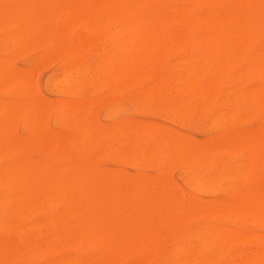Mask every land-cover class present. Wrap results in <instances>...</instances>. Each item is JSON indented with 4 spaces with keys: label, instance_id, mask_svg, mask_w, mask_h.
<instances>
[{
    "label": "rangeland",
    "instance_id": "obj_1",
    "mask_svg": "<svg viewBox=\"0 0 264 264\" xmlns=\"http://www.w3.org/2000/svg\"><path fill=\"white\" fill-rule=\"evenodd\" d=\"M11 1V2H10ZM10 1H8V0H0V4L2 3V5L4 4V6H5V3L4 2H6V3H8V4H6V6H5V9H6V11H8V13H7V17H8V15H12V18H11V16H9V19L7 18V22H8V27H6L7 26V22H6V17H5V14H6V11L4 10V12L2 11V13L0 12V14H2L3 16H4V18H3V16L2 15H0V22H1V20H2V18L3 19H5V21L4 20H2V22L0 23V30H1V32H0V40H1V42H0V59H4V61H3V64L4 65H2V66H0V70L2 71V67H3V71H4V69H5V71L3 72V73H6V70H7V68H5V65L7 64V66H8V75L9 76H7L6 74H4V76H5V80H4V77H3V75H2V77H3V79L1 78L0 79V104L2 105H0V108H2L3 110H4V108L6 107L7 109H5L6 111H3L2 109H0V113H1V115H2V112H4V114H3V116H0V123L1 124H3V125H1L0 124V134H2V135H0V170H1V179H0V183H3V185L2 184H0V200H3V201H0V206H2V207H0V219L1 220H7V218H8V220H12L13 222H15L13 225H12V229L10 230V233H9V235L10 236H8V237H0V243L2 244H0V264H23V263H26V264H60V262L61 261H63L62 263L63 264H68V263H71V264H76V263H78L77 261H79V264H88V262L91 264H159V262H161L160 264H162V262H163V264H185V262H186V264H191L192 263V261L194 260L196 263L198 262V261H203L202 263L204 264V262L206 261V259H207V263L208 264H231V263H233V264H243V263H245V264H264V253H262V252H264V250L262 251V249H264L263 247H264V242H263V237H264V217L262 216L261 217V215H263L264 213L263 212H261V210H257V212L256 211H251V213H250V211H249V213L248 212H246V211H244V212H241V216L239 215V211H236V208H234V207H236V205H245V206H247L248 205V203L247 202H249V205H252V206H254L253 204V202H257L258 203V200H259V204H255V205H259V206H264V198H262V197H264V168H263V166H264V164H263V162H264V141H262V139L264 140V80L262 81L260 78H262V79H264L263 77H262V75H261V73H260V71H258V63L260 64V61L261 60H259V59H257V55H258V53H259V50L258 49H262V50H264V0H244V1H242V0H235L236 1V3H235V1L234 0H224L223 2H222V4H220V5H218V7L217 6H215L214 7V5H212V3L211 2H209L210 3V5H209V3L208 2H206V1H208V0H188V1H179V0H176L175 2H173L171 5H170V7L168 8V6H161L160 4H157L156 6H158V9H157V7H156V9H155V7L153 6V5H150V7H147L146 9H144V10H142V12H141V14L144 16V14L146 15V12L149 10V12H150V14H151V16H152V18H154L155 20H156V22H158L159 23V18H160V21H162L163 20V18L165 17V16H163V11H164V15L166 14V25H167V23H168V28L166 29V30H163L164 32H162V29H159V30H157V32H156V30L154 31V32H151V34L149 33V36H151L150 38H151V42H149L148 43V45L150 46V48H149V46L147 45V43H143L142 45H137L136 44V49L134 48V47H131V46H129V44H127V42H126V37H128V33L127 32H122L121 30H120V28H119V25H118V23L116 24L115 23V20H113L112 18H113V16H115V9L114 8H112V6L111 5H113V7H114V0H112V4H111V0H89V2H88V0H78V3H77V0H75L76 1V3H74L75 1H73V0H71V2H70V0H68V1H66V0H17L18 2H17V4L18 5H16V0L14 1V0H10ZM13 1H14V3H13ZM25 3H23V2ZM27 1L28 2H30V3H27ZM31 1H32V3H31ZM39 1V2H38ZM50 1V2H49ZM56 1V2H55ZM98 1H100V2H98ZM103 1V2H102ZM110 1V2H109ZM141 0H131V1H129V2H127V1H125V3L126 4H128L129 3V5H131V4H133V3H138V2H140ZM196 1V2H195ZM233 1V2H232ZM240 1V2H239ZM242 1V2H241ZM246 1L247 2H251L252 3V5H253V7L252 8H255L254 10L252 9L250 12L247 10V7L245 6L246 5ZM9 2H10V4H9ZM35 2V3H34ZM45 2V3H44ZM59 2H60V6H58V4H59ZM65 2V3H64ZM105 2V3H104ZM108 2V3H107ZM181 2H182V4H181ZM192 2V3H191ZM39 3H41L40 5H39ZM51 3L53 4V9L51 8L52 6H51ZM54 3H56V5H57V8H58V11H57V8H56V5L54 4ZM73 3L74 4H76V8H74V5H73ZM80 3H81V7H80ZM87 3H88V6H87ZM89 3H90V5H89ZM100 3V4H99ZM125 3H122V4H125ZM175 3H176V5H175ZM191 3V4H190ZM204 3V4H203ZM226 3H228V4H226ZM28 4H30V6L28 5ZM31 4L32 5H34V7L36 8V11H35V8L33 9V6H31ZM36 4V5H35ZM64 4V5H63ZM67 4V5H66ZM83 4V5H82ZM92 4V5H91ZM95 4V5H94ZM105 4H107L106 6H107V8L104 6ZM110 4V5H109ZM155 4V3H154ZM179 4H180V6H179ZM193 4V5H192ZM201 4V5H200ZM244 4V5H243ZM254 4H255V7H254ZM9 5H11V6H9ZM14 5V6H13ZM16 5V6H15ZM21 5V6H20ZM23 5H24V7H26V14L24 15V8H22L23 7ZM28 5V6H27ZM48 5H50V6H48ZM72 5H73V7H72ZM200 5V6H199ZM234 5V6H233ZM40 6H42L41 8H40ZM48 6V7H47ZM61 6H64L63 8H64V11H63V8L61 7ZM77 6H79V8H77ZM86 7V9L84 10V8ZM111 6V8H110V10L108 9V7H110ZM186 6V7H185ZM204 7V11H203V7ZM209 6L211 7V9L209 8ZM244 6V7H243ZM9 7V8H8ZM15 7H17V10H16V8ZM31 7H32V9H31ZM43 7H44V9H45V7H47V9H49V12H47V10H44L43 9ZM89 7V8H88ZM96 7H99V8H96ZM128 8H129V6H127ZM154 8V9H151L150 10V8ZM175 7L176 8H179V7H182V8H184L186 11H188V13H190L191 15H194V16H196V14H197V12H199V10H200V12L201 13H198L197 14V16H200V15H202V14H204V12H205V10H206V12L205 13H207L208 12V10L210 9V10H212V8H215V9H217L218 11H220V12H223V13H225V14H227V13H232L233 14V19H234V21H233V23L230 25L231 27H235L236 25H238V24H242V22L244 23V22H246L247 21V19L249 20V21H247V22H249V23H251L252 25H251V27H252V29H254L253 31H254V33H256V36H257V34H258V36L260 35V40H259V46H251V47H248V48H243V50H242V48H238V47H230L231 48V50H230V48H225V49H223L222 51L224 52V54H227L228 55V57L226 58V59H221V58H219V57H217V56H215V55H211V57H210V55H209V49H207L206 50V48L207 47H204V46H201L200 45V43H199V41L200 40H202L201 39V36H202V38H203V36L205 37V35H207V31L204 29V28H202V27H198V28H193V29H191V30H188V29H185L179 22H177V24L175 23V20H173V18L169 15V11L168 10H174L175 9ZM0 8H2V6L0 7ZM12 8V9H11ZM15 8V9H14ZM20 8H21V10H20ZM54 8H55V11H54ZM66 8H67V10H66ZM70 8V9H69ZM73 8V9H72ZM87 8H88V10H87ZM91 8V9H90ZM104 8V9H103ZM170 8H172V9H170ZM189 8V9H188ZM200 8H202V9H200ZM220 8V9H219ZM222 8V9H221ZM4 9V8H3ZM18 9H19V11H18ZM38 9H40V12H39V10ZM79 9V10H78ZM196 9V10H195ZM246 9V10H245ZM1 10V9H0ZM16 10V12H14ZM52 10H53V12H54V14H53V16H52V14L51 13H53L52 12ZM60 10L63 12V17L61 16L62 14H61V12H60ZM70 12H69V11ZM94 10H96V11H94ZM104 10V11H103ZM113 10V11H112ZM156 10V11H155ZM9 11H10V13H9ZM11 11H12V14H11ZM42 11H44V13H42ZM66 11H68V15H69V19H68V17H66L67 16V13H66ZM92 11H94V14L92 13ZM99 11V12H98ZM100 11H101V13H100ZM108 11V12H110V13H108V14H110V15H108L106 12ZM155 11V12H154ZM236 11V12H235ZM21 12H22V14H23V16H20V15H22L21 14ZM35 12V13H34ZM41 15V16H39V14ZM64 12H65V16H64ZM80 12H81V14H80ZM105 12V13H104ZM149 12H148V14H147V17H150V14H149ZM162 12V13H161ZM5 13V14H4ZM19 13V14H18ZM32 13V17L30 16V14ZM71 13H73L72 15H71ZM86 13H87V15H86ZM92 13V14H91ZM113 13V14H112ZM235 13V14H234ZM259 13H260V16H259ZM44 14V15H43ZM74 14H77V15H74ZM101 15V16H99V18L97 17V15ZM107 14V17L109 18L110 16H112V18L110 17L109 18V22H110V19H111V21L113 20L114 22H112V23H110V25L108 26V23L106 22V15ZM236 14H237V16H238V18H239V15H240V18H239V21H240V19H241V22H238V18H237V16H236ZM33 15H34V20H32L33 19ZM36 15V16H35ZM49 15H51V16H49ZM57 15H58V17H57ZM60 15V16H59ZM80 15V16H79ZM93 15V16H92ZM149 15V16H148ZM157 15V18H155V16ZM245 15V16H244ZM249 15H251L250 17H249ZM19 16H20V19L22 20V21H20L19 20ZM25 16V19L23 20V17ZM45 16H48V17H45ZM77 16H78V18H77ZM86 17V19H85V17ZM89 16V19L87 18ZM105 16V17H104ZM161 16H163L162 18H161ZM2 17V18H1ZM18 17V18H17ZM36 17L39 19H36ZM39 17H41V18H39ZM53 17V18H52ZM54 17H55V19H54ZM62 18V21H61V19L60 18ZM74 17V20H76L75 18H77V20H76V23L73 21V27H74V25H75V28H76V30H75V28H74V30H75V32H74V30L72 31V29H70V31H69V28H72V25L70 26V24H71V22H72V18ZM101 17V18H100ZM145 17V16H144ZM169 17V18H168ZM14 18V19H13ZM27 18H30L29 19V22L27 21ZM42 18H43V20H42ZM45 18V19H44ZM48 18H49V21H48ZM64 18H65V20H64ZM71 18V19H70ZM170 18H171V21L172 22H170V21H168V19L170 20ZM237 18V19H236ZM242 18H243V20H242ZM251 18V19H250ZM257 18V19H256ZM13 21H12V20ZM91 19V21H89L88 22V20H90ZM17 21V22H19V23H22L23 22V25L22 26H20L19 27V24L17 23V22H15V21ZM19 20V21H18ZM33 21V23L35 24V26H34V24L32 23V21ZM35 20H36V22H35ZM52 20L54 21V25H53V22H52ZM67 20V21H66ZM71 22H70V21ZM85 20V21H84ZM103 20H105V22L103 21ZM37 21H38V23H39V27L41 26V22H39V21H45L44 22V24H43V22H42V24H43V26H41L40 27V29H39V27L37 26ZM48 21V22H47ZM61 23H60V22ZM69 21V24L67 23ZM235 21L237 22V24H235ZM254 21V22H253ZM26 22V23H25ZM50 22V24L52 25V26H50V24H49V26H47V24ZM58 22V23H57ZM79 22H81V25H80V23ZM82 22H83V24H82ZM92 22V23H91ZM258 22V23H257ZM30 25H29V24ZM62 23H64V26L66 27V25H65V23L67 24V25H69L68 26V29L67 28H64V26L62 25ZM85 23V24H84ZM255 23V24H254ZM5 24H6V26H5ZM27 25V27L26 26H24V25ZM60 24V25H59ZM78 25V27L79 28H77V25ZM92 24L94 25V26H92ZM15 26V29L14 28H12V26ZM83 25V26H82ZM116 25V26H115ZM261 25V26H260ZM11 26V27H10ZM30 26H32V28H34L35 30H33V32H31V27ZM45 26H47V27H45ZM81 26H82V28H81ZM88 26V27H87ZM90 26H92V30H90L91 29V27ZM106 26H108L109 27V29L106 27ZM26 27V28H25ZM37 27H38V29H37ZM48 27H49V29H48ZM59 27H60V30L61 31H59ZM94 27V28H93ZM98 27V28H97ZM114 27V28H113ZM3 28V29H2ZM5 28V29H4ZM22 28H23V30H24V28H25V32H22L23 30H22ZM27 28H29V30H30V32H29V30H27ZM50 28H52V31H54V34L56 35V33H57V35L54 37V35L52 34V39L50 38V35H51V33H53L51 30H50ZM63 28V29H62ZM83 28H84V30L87 32V33H85V31H81V30H83ZM112 28V29H111ZM178 28V29H177ZM201 28V29H200ZM44 29H45V31H44ZM55 29V30H54ZM57 29V30H56ZM87 29V30H86ZM93 29H95V31L93 30ZM106 30V32H105V30ZM117 29L119 30V32H120V34L122 33V35H120V37H119V32L118 33H116V31H117ZM172 29V30H171ZM255 29H256V31H255ZM260 29V30H259ZM21 30V31H20ZM39 30V31H38ZM43 31V33H42V31ZM48 30V31H47ZM64 30H65V32H64ZM88 30H90V31H88ZM96 30H98L97 32H98V35H97V33H96ZM103 30V33L101 34V31ZM109 30V31H108ZM113 30H115V32L113 31ZM176 30V31H175ZM55 31H57V32H55ZM67 31H68V33H67ZM79 31H81V35H78V34H80L79 33ZM260 31H262L261 33H260ZM27 32H29V34L27 33ZM47 32H48V35H47ZM50 32V33H49ZM59 32L61 33V35H59ZM64 32V35H69L68 37H67V35H66V39H61V36H63V33ZM176 32H177V34H176ZM187 32H188V34H187ZM258 32V33H257ZM11 33V34H10ZM14 33V35L12 36V34ZM30 33L32 34V35H30ZM36 33V34H35ZM37 33H39L38 34V36H37ZM41 33H42V35H41ZM93 33H94V36H93ZM95 33H96V37H95ZM100 33V34H99ZM123 33H125L124 35H123ZM26 34H28V35H26ZM75 34V35H74ZM83 34V35H82ZM113 34L116 36H113ZM36 35V36H35ZM86 35H87V37H88V35H89V37L88 38H86ZM154 35H155V37H154ZM162 35V36H161ZM174 35V36H173ZM180 35H185V36H188V37H191L195 42H197V44H198V48H196L197 47V44L195 45V44H192V45H188V47L187 46H181V49H180V46H176L175 47V45H173V43H170L169 41H173V40H175L176 38H177V36H180ZM1 36H2V39H1ZM30 36V37H29ZM44 36H48V38L49 39H47V40H45L44 38H47V37H44ZM82 36H83V39H84V41H82L83 39H82ZM109 36V37H108ZM110 36L112 37L111 39H109L110 38ZM147 36V35H146ZM153 36V37H152ZM161 36V37H160ZM172 36V37H171ZM198 36V37H197ZM257 36V40L259 39V37ZM4 37H9V40H8V38H6V39H4V41H3V38ZM14 37V38H13ZM33 37H34V39H33ZM38 37V39L36 40V38ZM59 37H60V39H59ZM101 37V38H100ZM124 37H125V39H124ZM158 37V38H157ZM159 37L160 38H165L164 40H166V42L164 43L163 41H160V39H159ZM175 37V38H174ZM199 37H200V40H199ZM11 38V39H10ZM26 38H30L31 39V41L35 44V50H34V44L30 41V39H29V42L31 43V50H29V49H27L26 50V48L24 47V45L27 43V39ZM39 38H40V40H39ZM57 40H60L59 42H57V41H55V39ZM64 38H65V36H64ZM68 38H69V43H68ZM78 38H79V40H78ZM152 38H154V39H152ZM13 39V40H12ZM53 39H54V42L52 43V41H53ZM196 39V40H195ZM14 40H16L17 42H15V45H13L14 44ZM23 40H25V41H23ZM43 40H44V42H43ZM63 40V42H65L62 46L63 47H59V49L61 48V51H62V55H60L61 53H60V51H59V49L58 48H55V46L57 45V46H61V41ZM104 41V43H103V41ZM24 43H23V42ZM37 41H38V43H39V41H40V43H42V45L40 46V44L38 45V43H37ZM45 41H47V45L48 46H45ZM79 41H80V43H79ZM81 41H82V43H81ZM92 41H93V43H92ZM97 41V42H96ZM113 41V46H115V47H113L112 46V42ZM153 41V42H152ZM155 41V42H154ZM10 42V43H9ZM21 42V44H22V46L24 47V49H23V47L22 46H20V43ZM27 43L28 45H30V43ZM85 42V43H84ZM106 42H108L107 44H105ZM110 42V43H109ZM118 42H120L119 44H118ZM124 42H125V44H126V46L124 47ZM5 43L7 44V45H5ZM36 43H37V47H36ZM60 43V44H59ZM103 43V44H102ZM117 43V44H116ZM158 43H159V45H158ZM26 44V47L27 48H30V46L28 47V45ZM52 44H54L53 45V47H54V49L52 50ZM59 44V45H58ZM74 44V45H73ZM110 44H111V46L114 48V49H112V47L110 46ZM121 44V45H120ZM146 44V45H145ZM17 45V46H16ZM70 45H71V47H70ZM72 45H73V48H72ZM78 45V46H77ZM81 45L82 46H84V49H85V51L83 50V48L81 47ZM91 45V46H90ZM109 45V46H108ZM145 45V46H144ZM156 45V46H155ZM9 46H11V51H10V53L13 51V54L11 53H9V51H7V50H9L7 47ZM16 46V47H15ZM39 46H40V48H39ZM80 46V50H79V48L77 49V47H79ZM85 46H87V49H86V47ZM102 46V47H101ZM142 46V47H141ZM148 46V48H146ZM159 46H160V48H159ZM165 46H167L166 48H165ZM173 46H174V49H173ZM191 46V47H190ZM5 47H6V53H4V50H5ZM19 47V48H18ZM20 47H22V53H23V55H20L21 54V51H19V49H20ZM89 47V48H88ZM124 47V48H123ZM130 47V48H129ZM140 47V48H139ZM168 47H171V49L169 50V48ZM3 48H4V50H3ZM37 48V49H36ZM45 48H47V49H45ZM49 48H51L50 50H49ZM65 48H66V50H65ZM68 48V49H67ZM77 49V52L78 53H76L75 54V52H73V50H76ZM101 48V49H100ZM117 48H118V50H117ZM177 48V49H176ZM182 48H183V50H182ZM203 50H202V49ZM237 48H238V50H237ZM254 48V49H253ZM256 48V49H255ZM41 49V50H40ZM63 49V50H62ZM124 49H126V51L124 50ZM127 49H130V51L129 50H127ZM146 49H147V52H146ZM154 49V50H153ZM158 49H160L161 50V52L158 50ZM180 49V50H179ZM201 49V50H200ZM228 49H229V52H228ZM16 50V51H15ZM44 50V51H43ZM55 50V51H54ZM69 50H71V53H72V55L74 56V54H75V56H74V58H73V56L71 55V53H69L70 51ZM102 50V54H100L99 55V57H98V54H97V56L95 55L96 54V52L95 51H98L99 53H100V51ZM106 50H108V52L110 53L111 52V54H108V58L109 59H107V51ZM110 50V51H109ZM114 50V51H113ZM144 50V51H143ZM166 50H168L167 52H166ZM173 50V54H172V51ZM185 50V51H184ZM189 50V51H188ZM261 50V51H262ZM15 51V52H14ZM25 52V54H24V52ZM49 51V52H48ZM59 51V52H58ZM81 51V52H80ZM120 51V52H119ZM132 51V52H131ZM134 51H140V53H137V55L134 53ZM163 51V52H162ZM164 51H165V53H164ZM206 51V52H205ZM207 51H208V54H206L207 53ZM233 51H234V54H233ZM236 51H237V54H236ZM18 52V53H17ZM52 52H54V53H52ZM93 52V53H92ZM104 52V53H103ZM119 52V53H118ZM123 52V53H122ZM129 52V53H128ZM131 52V53H130ZM143 52H144V54H145V56H144V54H143ZM152 52H154L153 54H152ZM159 52V55L157 54ZM188 52V53H187ZM241 52V53H240ZM250 52H251V54H250ZM15 53H17L18 55H16V56H14L15 55ZM20 53V54H19ZM43 53V54H42ZM57 53V54H56ZM58 53H59V56H56V55H58ZM64 53V54H63ZM69 53V54H68ZM118 53V54H117ZM141 53H142V55H141ZM150 53H151V55H150ZM174 53H175V55H174ZM198 53H199V57H198ZM219 53H222L221 52V50H219ZM243 53V54H242ZM249 53V54H248ZM256 53V54H255ZM6 54H8V56L6 55ZM47 54H50L51 56H53V57H51L50 55L48 56ZM68 54V55H67ZM92 54V55H91ZM104 54H105V56H104ZM134 54H135V57H138V59H136L137 60V62L135 63V61H132L133 59L135 60V58H134ZM177 54V55H176ZM188 54V55H187ZM195 54H196V57H195ZM236 54V55H235ZM239 54H241V57H239V59H238V55ZM43 55H47L48 56V58H45V56L43 57ZM69 56V59L67 58V56ZM70 55H71V57H70ZM125 55H128L127 56V58L130 56V55H133V56H131V59L130 58H128V61H127V58H126V56ZM203 55V56H202ZM244 55V56H243ZM249 55H251V56H249ZM95 56V57H94ZM100 56H102L101 58H102V60L100 59ZM119 56V57H118ZM140 56V57H139ZM157 56V57H156ZM170 56V57H169ZM190 56H191V58H190ZM201 56L203 57V58H201ZM240 56V55H239ZM10 57H11V59H10ZM43 57V58H42ZM58 57H59V59H58ZM115 57V58H114ZM117 57V58H116ZM122 57V58H121ZM151 57V58H150ZM155 59H154V58ZM183 57V58H182ZM185 57H186V59H185ZM187 57H189V59H187ZM213 57H214V59H213ZM235 57H237V60L235 59ZM51 58V60H52V58H55V59H53L52 61H53V63L51 62V60H49ZM65 58H67V60L65 59ZM99 58V59H98ZM104 58V59H103ZM114 58V59H113ZM160 58V60L158 61L157 59H159ZM197 58V59H196ZM205 58V60H203ZM217 58V59H216ZM245 58V59H244ZM58 59V60H57ZM65 59V63H67V65H64V70H66L67 71V73H68V75H69V71L71 70V68L73 69V67H72V65L74 64V68L75 69H73V70H71L70 72H71V74H73V75H69V79L71 78L72 80H74V78H76L75 79V81H76V83H78V88H77V85H76V88H77V90H79V93H77L78 95H77V97L75 96L76 95V92L77 91H75V95H74V93H73V95L74 96H72L71 94H70V96H68L69 95V91L70 92H72L73 91V86L72 87H68V85H65V87H64V91L66 90L67 91V89H69V91H67V94H61V93H63V91L61 90V88H63V85L62 84H59L60 83V79H61V75H64L65 74V72H64V74H61V71H62V66H61V64H63L64 62H63V60ZM82 60L83 61V63L81 64V61H78L77 62V60ZM107 59V61L105 62L104 60H106ZM121 59H125L124 60V62H126L125 63V65H124V62H120L121 61ZM148 59H149V63H148ZM179 59H182V60H179ZM192 60V63L190 62L191 60ZM196 59V61H194ZM202 59V60H201ZM207 59V60H206ZM250 59H252V61L250 60ZM7 62H6V61ZM45 60V61H44ZM76 62V64H75V62ZM95 60H98V61H95ZM100 60V61H99ZM108 60H110V62L112 61V64L111 63H108ZM116 61V62H114V61ZM131 60V61H130ZM138 60H140V61H138ZM142 60V61H141ZM156 60H157V62H159V63H157L156 62ZM212 60V61H211ZM218 60V61H217ZM219 60H220V62H219ZM240 60V61H239ZM62 61V62H61ZM94 61H95V63L97 64V67H96V64L94 63ZM102 61V62H101ZM119 61V62H118ZM145 61V62H144ZM181 61H182V64H181ZM184 61V62H183ZM188 61V62H187ZM208 61V62H207ZM223 62V64H222V62ZM234 61H235V63H234ZM5 62H6V64H5ZM100 62H101V64L102 63H104V64H107V65H109V66H106V65H104V64H102V67H103V69H102V67H101V70L99 69L100 68ZM142 62H143V65H142ZM195 62V63H194ZM198 62H199V64H198ZM218 62H219V64H218ZM227 64H226V63ZM238 62V63H237ZM241 62V63H240ZM248 62V63H247ZM250 62H251V65H250ZM257 62V63H256ZM70 64V66H68L69 64ZM115 63H117V64H115ZM132 63H133V65H132ZM146 63H148V66L146 65ZM155 63H157V65L155 64ZM204 65H203V64ZM214 63H215V65H214ZM220 63H221V65H222V68L221 69H224V73L223 74H221L222 76V78H220V81L217 83H215V84H212L211 85V88H212V86L214 85V87L212 88V91H213V93L211 94V95H209L208 97L210 98V96H211V98L209 99V102H210V107L205 111V112H202V111H199V104H200V102H202V100H204V99H202L201 100V98H205V101L207 100L208 101V98H206L207 97V95L206 96H203V97H195V96H193L192 97V95H186V94H183L182 95V93H180V95H179V91H176L174 88H178V86H179V82H178V84L175 82V80L176 79H178L177 78V76L175 77V73H176V75H178V77H180V76H182L183 74H184V71L185 72H187V70H188V68L189 69H193V67H195L196 68V66L197 65H200L201 66V69H202V71H201V69H199L200 68V66H197V69H199L198 71L200 72V74H202V75H200L199 74V83L201 84V85H203V86H207L208 84H209V81L212 79L211 77V74L214 72L213 71V69L214 70H216L217 68H219L220 66ZM232 63H233V65H232ZM253 63V64H252ZM1 64H2V62H1ZM0 64V65H1ZM10 64H12V65H10ZM51 64V65H50ZM79 64H81L82 65V67H80V65ZM94 64H95V66H94ZM115 64V65H114ZM118 64L120 65L121 64V72H124V70L123 69H125L126 70V67H127V70H128V72L125 74V72L122 74L119 70V66H118ZM129 65V67H128V65ZM141 64V65H140ZM146 65V67H145V65ZM169 64H170V66H169ZM195 64H196V66H195ZM202 64V65H201ZM218 64V65H217ZM75 65H77V66H75ZM123 65V66H122ZM135 65H136V67H135ZM158 65H159V67H158ZM177 65H178V68H177ZM231 65V66H230ZM241 66V67H239V66ZM245 65H246V67H245ZM253 65H254V68L256 67L255 65H257V67H256V70L254 69V68H252L253 67ZM91 66V67H90ZM117 66H118V68H117ZM124 66H126L125 68H124ZM134 66V67H133ZM151 66V67H150ZM190 66V67H189ZM193 66V67H192ZM203 66V67H202ZM214 66H216V68H214ZM247 66H248V68H249V70L251 69V71L249 72V70H247L246 71V69H247ZM252 66V67H251ZM11 67H13V68H11ZM69 67H70V69H69ZM78 67H79V69H78ZM109 67V68H108ZM138 67H139V69H138ZM176 69H175V68ZM180 67H181V69L182 68H184V71H182L181 69H180ZM186 67H187V70H186ZM210 67H212V69L210 68ZM62 68V69H61ZM84 68V69H83ZM115 68V69H114ZM129 68H130V70H129ZM144 68V70H145V72H147V74H162V75H164L165 76V80H164V86L166 87V89H165V92L163 93V92H161V94H155V95H153V96H150V98H149V100H148V102H147V97H145V95H144V99H143V101H140L139 99L140 98H143V93H142V91H144V87L147 85V87H148V84H149V86L150 85H152V84H154L153 83V81L151 80V81H149V79H150V77H148V76H141L142 78H141V80H139L138 82H136V80L139 78V76H138V73H140L141 72V70ZM157 68V69H156ZM170 68V69H169ZM172 68V69H171ZM194 68V69H195ZM69 69V70H68ZM82 70V73H81V70ZM112 69V70H111ZM116 69H117V71H116ZM148 71H147V70ZM156 69V70H155ZM206 69V70H205ZM243 69V70H242ZM252 69H253V71L255 70V72L256 73H254L253 71H252ZM13 70H14V73L12 74V72H13ZM17 70V71H16ZM20 70V71H19ZM21 70H22V72H21ZM63 70V71H64ZM74 70H75V72L77 71V75L78 76H74L75 75V72H74ZM84 70L86 71V73H84ZM103 70V71H102ZM133 70V71H132ZM135 70L137 71V70H140V71H138L137 73H135ZM161 70V71H160ZM174 70H176V71H174ZM237 70V71H236ZM240 70H242L241 72H240ZM244 70H245V72H244ZM27 71L29 72L30 71V73H27ZM91 71L95 74V72H96V76L93 74V76H92V74H91ZM95 71V72H94ZM107 71H108V74H107ZM109 71H113V76H114V72L116 73L117 72V74H120L119 75V77H118V75H116L115 74V78L116 79H114V82H112V81H110V83H107L106 85L107 86H105L104 85V82L106 83V81H105V79L107 78V76L109 77V80H110V78L112 77V76H110L109 74ZM203 71H204V73H203ZM213 71V72H212ZM9 72H10V74H9ZM21 72V73H20ZM24 72V73H23ZM58 72V73H57ZM80 73V75H79V73ZM131 72V73H130ZM153 72V73H152ZM160 72V73H159ZM223 72V71H222ZM253 72V73H252ZM16 73H17V75L18 76H21L22 77V75L24 74L25 75V73H27V75H30V76H28L29 78H32V79H30V81L32 82L33 80V85H34V88H33V85H32V83H31V90H30V87L28 86V88H29V90L31 91V93H32V91H33V95H34V98L35 99H33V95L31 94V93H29V95L31 94V96H29L28 97V95H27V97H28V99L27 98H23L24 97V95H23V97L22 96H20L19 95V93H18V95H16L17 96V98L14 96V94H13V96H12V88H13V90H14V93H15V87H12V86H15V84H13V81H14V79H17V75H16ZM51 73V74H50ZM66 73V74H67ZM105 73V74H104ZM211 73V74H210ZM244 73V74H243ZM65 74V75H66ZM84 74H85V76H84ZM100 74V75H99ZM104 74V76H106V78H104L103 76L101 77V79H100V76L101 75H103ZM111 74H112V72H111ZM129 74H130V76H129ZM131 74H133V75H131ZM179 74H181V75H179ZM239 74V75H238ZM254 74V75H253ZM257 74V76H255ZM11 75H12V78H11ZM13 75H14V77H13ZM33 75V76H32ZM83 75V76H82ZM97 75H98V78H99V82H97V80H98V78H97ZM135 75V76H134ZM140 75V74H139ZM244 75V76H243ZM61 76V77H60ZM67 76V75H66ZM66 76L65 77H62V78H66ZM95 76V77H94ZM134 76V77H133ZM207 76H209V78H207ZM234 76H235V78H234ZM245 76H246V78H245ZM247 76H248V81H247ZM0 77H1V73H0ZM34 77V78H33ZM58 77V78H57ZM95 79H94V78ZM119 78V80H118V78ZM167 77V78H166ZM175 79H174V78ZM249 77H251V78H249ZM7 78V79H6ZM14 78V79H13ZM24 78H26V75L24 76ZM23 78V79H24ZM60 78V79H59ZM67 78H68V76H67ZM91 78V79H90ZM93 78V79H92ZM113 78V77H112ZM130 78H133V79H131V84L132 85H130L129 83V81H130ZM11 79V80H10ZM78 79H80L79 80V82H78ZM102 79H103V81H102ZM127 79H128V84H127ZM168 79V80H167ZM173 79V80H172ZM206 79V80H205ZM13 80V81H12ZM18 80H20V78H18L17 79V83H20V82H18ZM26 80H28L27 78H26ZM26 80H25V82H26ZM52 80V81H51ZM56 80H58V84H57V82H56ZM88 80H89V84H90V86H91V88L89 87V84H88ZM123 80V81H122ZM126 80V81H125ZM133 80V81H132ZM169 80H171V82L169 81ZM219 80V79H218ZM242 80V81H241ZM6 81V82H5ZM7 81H9L10 83L8 84V85H6L7 84ZM16 81V80H15ZM21 81H22V79H21ZM51 81V82H50ZM54 81V82H53ZM93 81H95V83H93ZM100 81H102L103 82V84H102V88H101V83H100ZM116 81V82H115ZM177 81V80H176ZM205 81H207V82H205ZM262 81V82H261ZM91 82V83H90ZM107 82H109L108 80H107ZM135 82V83H134ZM145 82H146V84H145ZM167 82H169V83H167ZM174 84H173V83ZM1 83L4 85V83H6L5 85H4V87H3V85H1ZM22 83H24V81H22ZM21 83V84H22ZM45 83H47V84H45ZM55 83V84H54ZM81 83V84H80ZM116 85H115V84ZM117 83H118V85H117ZM134 83V84H133ZM148 83V84H147ZM20 84V85H21ZM27 84H28V82H27ZM88 84V85H87ZM110 84H113L114 86H112V85H110ZM123 85V86H125V85H129V87L128 86H126V87H124L125 88V90L124 89H122L121 91L119 90V88H120V85ZM18 86V84H16V87H18V88H16V91H18V89L20 90V87L23 89V87L25 88V86ZM29 85V84H28ZM54 85V86H53ZM61 85V86H60ZM69 85H70V83H69ZM80 85V86H79ZM98 85V86H97ZM173 85L175 86V87H173ZM2 86V87H1ZM52 86V87H51ZM93 86V87H92ZM110 88H109V87ZM112 86V87H111ZM117 86H119V88L117 87ZM122 86V87H123ZM140 86V87H139ZM171 86H172V88H171ZM54 87V88H53ZM61 87V88H60ZM67 87V89H65ZM95 87H97V88H99V90H97V92H96V89L97 88H95ZM115 87H117V88H115ZM147 87H145L146 88V90H148L147 89ZM9 88V89H8ZM52 88V89H51ZM57 88V91L55 90ZM73 88V89H72ZM107 88H109V91L110 90H112L113 89V91H114V88L116 89V92H118V93H116L115 91H114V93H113V95H112V93H110L109 94V92H108V90H106ZM149 88V87H148ZM170 88V89H169ZM230 88V89H229ZM261 88V90H259ZM6 89V91L7 90H11V91H8V92H3L4 90ZM26 89V88H25ZM58 89H59V92H58ZM89 89V90H88ZM90 89L91 90H94L95 89V92H94V94H91V93H93V91L92 92H90L89 93V91H90ZM118 89V90H117ZM232 89V90H231ZM234 89V90H233ZM27 90V89H26ZM76 90V89H75ZM128 91V93H127V91ZM132 90H133V94H132V96H130L129 95V93L131 92L132 93ZM134 90H136V94H134ZM142 90V91H141ZM146 90L144 91V94H146ZM252 90V91H251ZM23 91V90H22ZM51 91V92H50ZM140 93H139V92ZM171 91V92H170ZM173 91V92H172ZM175 91V92H174ZM230 91V92H229ZM241 91V92H240ZM248 91H249V94L251 95L250 97H248ZM257 91H259V92H257ZM27 92V91H26ZM26 92H25V94H26ZM29 92V91H28ZM53 92V93H52ZM55 92V93H54ZM111 92V91H110ZM167 92V93H166ZM177 92V93H176ZM237 92V93H236ZM244 92H245V94H244ZM246 92H247V94H246ZM258 93V95L261 97H259L260 99H258V100H254V103H256V104H253L252 103V99H251V97H252V93ZM261 92H263V94H261ZM23 93H24V91H23ZM58 93V94H57ZM65 93V92H64ZM130 93V94H131ZM139 93V94H138ZM174 93H175V95H174ZM17 94V93H16ZM127 94L129 95V96H127ZM163 94V95H162ZM36 95H37V97H36ZM161 95V96H163V100H161L162 98H159V96ZM184 95H185V98H184ZM213 95H214V97H213ZM239 95H240V97H239ZM257 95V94H256ZM103 96V97H102ZM110 96H111V98H110ZM141 96V97H140ZM156 96H157V98H156ZM178 96H180V98H182V99H180ZM243 96V97H242ZM18 97H20L19 99H18ZM101 97H102V99H101ZM113 97V98H112ZM154 97V98H153ZM192 97V98H191ZM194 97L195 98H197V100L196 99H194ZM245 97H246V99H247V101H245L246 99H245ZM40 98H41V100L43 101H41L40 100ZM44 98V99H43ZM90 98V99H89ZM93 100H92V99ZM99 98V99H98ZM129 98H130V102H129ZM135 98L138 100V101H136L135 100ZM250 98V99H249ZM30 99H32L33 101H35L34 103L33 102H31V100ZM105 99V100H104ZM134 99V100H133ZM155 99V100H154ZM184 99V100H183ZM193 99V100H192ZM29 100V101H28ZM61 100V102L63 101L64 102V100H66V104H68L69 102H70V104H68V106L65 104H62L61 102H58V101H60ZM68 100H70L68 103H67V101ZM90 100V101H89ZM109 100V103L107 102ZM110 100H111V102H110ZM150 100L151 101H153V102H150ZM160 100H161V104H160ZM165 100V101H164ZM221 100V101H220ZM248 100H249V102L251 101V103L252 104H250L249 102H248ZM23 101H26L25 103L23 102ZM41 101V103H39ZM45 101H47V102H45ZM79 101V102H78ZM93 101V102H92ZM103 101V102H102ZM106 101V102H105ZM159 101V102H158ZM163 101V102H162ZM184 101H185V103H184ZM233 101V102H232ZM261 102L262 101V103L263 104H259V102ZM16 103V104H14V103ZM28 102V103H27ZM54 102V103H53ZM73 104H72V103ZM86 102V103H85ZM92 102V103H91ZM129 102V103H128ZM8 103V104H7ZM11 104V106H9V108L11 109L12 107H13V105H14V107H16V108H18V109H16V111H15V109L13 110L12 109V111H14V112H12L7 106L8 105H10ZM23 103H24V106H23ZM32 103V104H31ZM36 103V104H35ZM45 103V104H44ZM55 104V103H57L55 106L53 105V104ZM59 103V104H58ZM65 103V102H64ZM79 103H80V105H79ZM114 103V104H113ZM132 103V104H131ZM142 103L143 104H145V105H143L142 106ZM154 103V104H153ZM169 103V104H168ZM180 105H178V104ZM183 103V104H182ZM198 103V104H197ZM221 103V104H220ZM3 104H5L4 106H3ZM7 104V105H6ZM19 104H22V105H19ZM28 106H27V105ZM41 104V105H40ZM51 104V105H50ZM61 104L62 105H64V107L63 106H61ZM84 104H85V107L87 108H85L84 107ZM148 104V105H147ZM150 104V105H149ZM157 104V105H156ZM159 104V105H158ZM166 104V105H165ZM174 104V105H173ZM196 104V105H195ZM216 104H220L219 106H217ZM17 105V106H16ZM39 105V106H38ZM53 105V109H55V110H53L52 109V106ZM57 105L59 106V108H57ZM69 105L71 106V105H74L75 107H76V109L73 111L71 108H73L74 106H71V110L73 111H71L68 107H69ZM109 105H111L110 106V108H107V106H109ZM130 105V106H129ZM141 105V106H140ZM156 105V106H155ZM166 107H165V106ZM172 105V106H171ZM191 105L192 106H194L193 108H195L194 110H192V107H191ZM254 107H253V106ZM257 107H256V106ZM260 105V106H259ZM35 106V107H34ZM42 106V107H41ZM48 106H49V108H48ZM60 106L61 107H63L64 109H66V110H62V109H60ZM65 106H67V108H65ZM128 106V107H127ZM134 106V107H133ZM139 106V107H138ZM150 106H153L151 109H150ZM165 108H164V107ZM173 106H175V107H173ZM179 106V107H178ZM197 106H198V110H197ZM215 106H217L216 107V109H214L213 111H212V109L213 108H215ZM231 106H232V108H231ZM236 106H238V107H240V108H236ZM251 106L253 107V110H252V108H251ZM13 107V108H14ZM29 107V108H28ZM31 107V108H30ZM39 107H40V109H39ZM47 108V109H44V108ZM78 107V108H77ZM167 107H169V108H167ZM177 107V108H176ZM219 107V108H218ZM19 108H20V111H21V113H20V111H19ZM27 108V109H26ZM33 108V109H32ZM106 108L108 109V112H107V110H106ZM149 108V109H148ZM174 108V109H173ZM190 108V109H189ZM217 108H218V110H217ZM230 108H231V110H230ZM254 108H256V111H255V109ZM23 109V110H22ZM30 109H32V111L30 110ZM36 109V110H35ZM43 109V110H42ZM57 109H60V110H62V111H59L58 112V110ZM83 109V110H82ZM109 109H111V110H109ZM117 111H116V110ZM139 109H141V111H139ZM147 109V110H146ZM164 109V110H163ZM166 109V110H165ZM184 109V110H183ZM186 109V110H185ZM187 109H188V113H187ZM250 109V110H249ZM8 110H10L11 112H12V114H10L11 112H9V114H10V116L11 115H13V116H11V117H13V119H14V123L12 122V119H11V117L10 116H8ZM40 110V111H39ZM82 110V111H81ZM106 110V111H105ZM137 110V111H136ZM182 110V111H181ZM227 110V111H226ZM236 111L235 113L233 112V111ZM2 111V112H1ZM39 111V112H38ZM63 111H65L66 113L68 112V113H70L69 115L71 116V118H69V116H68V113H67V115H66V113L65 112H63ZM71 111V112H70ZM77 111V112H76ZM115 111V112H114ZM156 111V112H155ZM162 111V112H161ZM179 111V112H178ZM192 111V112H191ZM201 112L200 114L199 113H197V112ZM211 111L214 113V114H217V115H213V114H211ZM216 111V112H215ZM231 111V112H230ZM249 111H251V112H249ZM255 111V113H256V115L253 113ZM26 112V113H25ZM33 112H35V113H33ZM40 112H41V115H38V113L40 114ZM43 112H44V114H43ZM60 112H62L63 114L65 113V115H63V114H61ZM174 114H173V113ZM177 112V113H176ZM185 112V113H184ZM196 112V114L198 115H194V113ZM6 113V114H5ZM37 113V114H36ZM58 113H60V114H58ZM172 113V114H171ZM182 114V116H180L181 114ZM202 113H203V115H202ZM258 113V114H257ZM14 114H16V115H14ZM27 114V115H26ZM34 114H36V116L38 115V116H40V117H42V120H41V118L40 117H36ZM77 114H79V117H78V115ZM82 114V115H81ZM104 114H106V115H104ZM191 117H188V115ZM191 114H192V116H191ZM8 117H7V116ZM30 115V116H29ZM32 115H34L33 116V118H31V119H29L30 117H32ZM58 115H62L61 117H59ZM80 115L82 116V117H80ZM85 115V116H84ZM108 115H109V117L110 116H112V117H110L109 119L108 118H106V116L108 117ZM185 115V116H184ZM214 116L213 118L211 117V116ZM226 115V116H225ZM16 116H18V117H16ZM45 116H47V117H45ZM53 116H55V117H53ZM57 116V117H56ZM65 116H67L66 118H65ZM76 116V117H75ZM91 116V117H90ZM114 116V117H113ZM169 116V117H168ZM175 116H179V117H175ZM195 116V117H194ZM222 116H224L225 117V119H224V117H223V119L221 120V118H222ZM5 118L6 117V119H3V118ZM23 117H25V118H23ZM28 117V118H27ZM35 117V118H34ZM64 117V118H63ZM83 117H84V121H83ZM221 117V118H220ZM27 118V119H26ZM39 118H40V120H39ZM68 118H69V120H68ZM73 118V119H72ZM74 118H76V119H74ZM78 118V119H77ZM80 118V119H79ZM82 118V119H81ZM88 118V119H87ZM106 118V119H105ZM170 118V119H169ZM184 118V119H183ZM186 118H188L189 120H190V122H189V120L188 119H186ZM195 118V119H194ZM197 118V119H196ZM213 120H212V119ZM219 118V119H218ZM232 118V119H231ZM11 119V120H10ZM24 119L26 120L25 121V123L24 122H21V121H24ZM34 119V120H33ZM36 119H37V122H36ZM64 119V120H63ZM72 119V120H71ZM89 119H92V120H90L89 121ZM172 119H174V120H172ZM233 119H234V121H233ZM4 120V121H3ZM15 120H16V122H15ZM38 120L40 121V123L38 122ZM65 120H67V122L65 121ZM70 120H71V122L73 123V120L78 124V126H77V124H73L72 126H71V122H70ZM76 120H80L79 122L78 121H76ZM122 120H124L123 122H122ZM182 120H183V122H182ZM185 120L186 121H188L189 123H190V125H187V124H189L188 122H187V124L185 123ZM210 120H212L211 122H209ZM3 121V122H2ZM28 121H31V123L30 122H28ZM60 121V122H59ZM65 121V122H64ZM68 121H69V123H68ZM117 121V122H116ZM129 121H131V122H133L132 124H131V122H129ZM180 121V122H179ZM4 122L6 123V124H4ZM34 122H36V123H34ZM83 122H89L88 123V126H89V130H88V126H87V124H85L84 125V123ZM93 122H94V124H93ZM118 122H120L121 124L123 123H125L124 125L122 124V126L124 127H122L121 126V124L120 123H118ZM135 122H137L136 124H135ZM182 122V123H181ZM214 122H216L215 124L217 125H215L214 124ZM12 123V125H10ZM22 123H23V126H22ZM33 123H34V127L32 128V126H33ZM42 123V124H41ZM59 123V124H58ZM82 125H81V124ZM92 123V124H91ZM111 124L112 125V123H113V125H114V127H111V125H109V124ZM138 123L140 124V126L138 125ZM155 123V127H154V124ZM177 123H179V124H177ZM210 123H213V125L214 126H216V127H214V126H212ZM45 124V125H44ZM70 124V125H69ZM80 124V125H79ZM117 124H119V127L117 126ZM143 124L145 125V126H143ZM149 124V125H148ZM157 124V125H156ZM160 125V127H165V129H159L160 127H157V126H159ZM26 125V126H25ZM31 126L30 127V129H29V126ZM38 125V126H37ZM68 125V126H67ZM76 125V126H75ZM92 125V126H91ZM127 125V126H126ZM134 126V125H136V126H138V128L136 127V126H134V127H132V126ZM146 125L147 126H151L150 127V129H145V131H138L139 130V127H141V126H143V128H145L146 127ZM178 125V126H177ZM210 125V126H209ZM2 126H3V128H2ZM19 126V127H18ZM27 126H28V128H27ZM35 126H37V127H35ZM85 126V127H84ZM86 126H87V128H86ZM94 126V127H93ZM108 126L110 127L109 128V130L107 129L106 130V128H108ZM129 126H131V128L129 127ZM186 126H187V128H186ZM73 127H77V129H74ZM78 127H79V129L80 130H78ZM90 127H91V129H92V127H93V129L92 130H90ZM100 127V128H99ZM102 127H104V128H102ZM121 127V128H120ZM126 127H128V128H130L131 130H133L134 128H137L138 130H136V129H134L133 131L134 132H132L133 134H131V131H130V129H128V128H126ZM4 128H6V129H4ZM21 128H23V129H21ZM25 128V129H24ZM31 128H32V130H31ZM36 128H37V131H36ZM95 128V129H94ZM113 130H112V129ZM117 128H119V129H117ZM128 129L127 131H128V133L129 134H125V133H127V131H126V129ZM141 129V130H144V129ZM155 128H157V130H158V132L156 131V129ZM258 128H261V129H258ZM4 129V130H3ZM41 129H42V131H41ZM44 129V130H43ZM82 129V130H81ZM100 129V130H99ZM104 129V130H103ZM123 129H124V131H123ZM154 131H153V130ZM3 130V131H2ZM29 130H31V131H29ZM69 130V131H68ZM102 130H103V132H102ZM110 130H112L111 132H110ZM122 131V135H123V132H125L124 133V135H125V137H124V135H123V139H122V135L120 134V132ZM149 130V131H148ZM174 130V131H173ZM217 130V131H216ZM40 131H41V133H42V135H43V137L41 136V134H40ZM84 131V133H85V135H83L82 134V132ZM89 131V132H88ZM107 131V132H106ZM110 133H112V134H109V132ZM114 131H116V132H114ZM118 131H120L119 132V134L120 135H118V134H116ZM135 131H137L136 132V134H135ZM150 131H152V132H150ZM176 131V132H175ZM3 132V133H2ZM28 132V133H27ZM38 132V134H40V135H38V134H36ZM73 132H75V133H73ZM90 132H91V134H90ZM95 132V133H94ZM100 132H101V135H100ZM114 132V133H113ZM155 132V133H154ZM172 132H174V138H172ZM177 132H179V133H177ZM30 133V134H29ZM87 133V134H86ZM93 133V134H92ZM104 133V134H103ZM107 133V134H106ZM145 133H146V135H145ZM11 136H9V135ZM15 134V135H14ZM32 134H33V136H32ZM48 134V135H47ZM76 134V135H75ZM78 134H80L81 136H82V139H81V136L79 137V135ZM89 134V135H88ZM97 134H99V135H97ZM108 134H109V136H108ZM114 134L116 135L113 139H112V137L114 136ZM156 136V134H157V136L154 138V135ZM175 134H177L176 135V137H175ZM184 134V135H183ZM37 135V137H35ZM49 135H51V136H49ZM67 135V136H66ZM73 135L74 136H77V137H73ZM94 135V136H93ZM104 135V136H103ZM135 135V136H134ZM141 135V136H140ZM147 135H148V137H147ZM149 135L151 136V137H149ZM159 135L162 137V140H160V137H159ZM256 135H258V136H263V137H259V138H257L258 136H256ZM29 138H28V137ZM30 136H32V137H30ZM71 136V137H70ZM93 136V137H92ZM108 136V137H107ZM118 136H121V137H118ZM129 136V137H128ZM136 136H140L139 138L137 137V139L138 140H136V138H134V137H136ZM144 136H146V137H144ZM180 136V137H179ZM186 136H188L187 138H186ZM233 136V137H232ZM238 136H242V137H244V138H242V137H238ZM247 138H246V137ZM7 139H6V138ZM10 137V138H9ZM84 137V138H83ZM90 137H91V140H90ZM104 137V138H103ZM111 138V140L110 139H108V138ZM127 137V138H126ZM231 137V138H230ZM237 137V138H236ZM252 137L254 138V139H252ZM13 138V139H12ZM26 138V139H25ZM42 138V139H41ZM70 138V139H69ZM75 138H76V140H75ZM78 138V139H77ZM94 138V139H93ZM119 138V139H118ZM125 138H126V140H125ZM133 138H134V140L135 141H133ZM148 140H147V139ZM152 140H151V139ZM164 138V139H163ZM181 138H183L182 139V141H181ZM185 138L188 140H185ZM223 138V139H222ZM242 138V139H241ZM249 138V139H248ZM37 139V140H36ZM45 139H48V140H45ZM53 139V140H52ZM71 139H73V140H71ZM109 140V142H107L106 140ZM122 141H121V140ZM140 139V140H139ZM142 139H143V142H142ZM154 139H155V141H154ZM167 139V140H166ZM172 139V140H171ZM248 139V140H247ZM256 139H257V141H256ZM5 140V141H4ZM24 140L25 141H28V142H24ZM30 140V141H29ZM38 140H40V141H38ZM57 140V141H56ZM70 140V141H69ZM86 140V141H85ZM91 142H90V141ZM114 140H115V142H114ZM127 140H128V143H127ZM144 140H147L146 142H144ZM160 140V141H159ZM176 142V144L178 143H181V142H184L183 144H182V146H184V147H186L187 148V150H186V148H184L185 150L183 151V149H181L180 147H182V146H175L176 148H177V150L178 151H182V152H184L183 154L185 155V157H183V155H182V158L184 159L183 161H181V152L178 154V151L176 152V150H174V149H176V148H174V141ZM191 140V141H190ZM195 140V141H194ZM235 142V140H236V142L239 140L243 145H241L240 147H239V149L237 148V150L235 149L236 147V143H235V146H234V143H233V141ZM253 140V141H252ZM43 141V142H42ZM49 141V142H48ZM68 141V142H67ZM79 141V142H78ZM83 141H85L84 143H83ZM125 141V142H124ZM171 141H172V143H171ZM186 141V142H185ZM242 141H244V142H242ZM250 141V142H249ZM259 141V142H258ZM261 141V142H260ZM7 144H5V143ZM9 142V143H8ZM13 142V143H12ZM25 144H24V143ZM51 142V143H50ZM73 142V143H72ZM94 142V143H93ZM105 142V143H104ZM116 142H118V144L116 143ZM147 142H149V143H147ZM154 142V143H153ZM156 142V143H155ZM170 142V143H169ZM193 142V143H192ZM221 142V143H220ZM239 142V143H240ZM253 142H255V145H253L254 143ZM262 142H263V144H262ZM48 143H50V144H48ZM58 143V144H57ZM98 143V144H97ZM102 143V144H101ZM103 143H104V145H103ZM114 143V144H113ZM120 143H124V144H120ZM135 145H134V144ZM164 143H166V144H164ZM224 143V144H223ZM225 143H226V145H229L228 147H230V145H231V147L230 148H228L226 145H225ZM231 143H233V145L231 144ZM239 143H237V147H238V144ZM257 143V144H256ZM13 144H15V145H13ZM21 144H23V145H21ZM29 146H28V145ZM30 144H31V147H30ZM63 144V145H62ZM77 146H76V145ZM83 144H85V145H83ZM128 144V145H127ZM152 144H155V145H152ZM159 144V145H158ZM169 144H172V146H170ZM175 144V145H176ZM177 144V145H178ZM180 144V145H181ZM185 144V145H184ZM188 144V145H187ZM196 146H195V145ZM205 144H207V145H205ZM20 145V146H19ZM25 145H27V146H25ZM36 145V146H35ZM42 145V146H41ZM72 145V146H71ZM81 145H82V147H81ZM90 146V147H88V146ZM103 145V146H102ZM108 145V146H107ZM116 145V146H115ZM117 145H121L120 147L119 146H117ZM124 145V146H123ZM133 145V146H132ZM193 145H194V147H193ZM244 145H245V148H244ZM252 145V146H251ZM256 145H258V146H256ZM262 145V146H261ZM3 146V147H2ZM15 147V149H12V148H10V147ZM49 148H48V147ZM57 146H59V148L57 147ZM63 148H62V147ZM65 146H67L66 148H65ZM80 146V147H79ZM101 146V147H100ZM104 146H107V147H105V148H103ZM112 146H115V147H113V149H112ZM129 146V147H128ZM136 146V147H135ZM141 146V147H140ZM156 146V147H155ZM207 146H208V148H207ZM217 146V147H216ZM226 146V147H225ZM235 147L233 150L231 149V148H233V147ZM247 146V147H246ZM18 147V148H17ZM44 147H45V149H50L49 151L48 150H44ZM111 147V148H110ZM117 147V148H116ZM149 147V148H148ZM150 147H151V149H156V151L155 150H151L150 149ZM154 147V148H153ZM172 148V151H171V148ZM219 147H220V149H219ZM222 147H223V149H222ZM243 147V148H242ZM250 147V148H249ZM252 147V148H251ZM257 147V150L255 149ZM30 150H29V149ZM57 148V149H56ZM72 148V149H71ZM76 148H78V149H76ZM128 148H131V150L130 149H128ZM139 148H141L142 150L145 148V150H141V149H139ZM159 148V149H158ZM207 148V149H206ZM253 148H254V150H253ZM71 149V150H70ZM81 149V150H80ZM87 149H88V151H87ZM104 149L106 150V151H104ZM108 149L110 150V151H108ZM116 149V151H113V150H115ZM117 149H122L123 151H122V153H121V151L120 150H117ZM205 149V150H204ZM245 150V151H247V156H245V153L242 151V150ZM9 151V153H8V155H7V152ZM14 152H13V151ZM62 152H61V151ZM77 150L79 151V152H77ZM86 150V151H85ZM134 150H137L136 151V156L137 157H140V158H138V161L136 162V156H135V154H134ZM209 150V151H208ZM228 150V151H227ZM235 150H236V153L237 154H235ZM256 150V151H255ZM259 150V151H258ZM6 151V152H5ZM19 151V152H18ZM42 151V152H41ZM64 151V152H63ZM82 151V152H81ZM84 151H85V153H84ZM100 151V152H99ZM101 151H104L103 152V154H101L102 152ZM112 151H113V154L114 155H112ZM140 151V152H139ZM142 151V152H141ZM145 151V152H144ZM167 151H171V152H167ZM187 151V152H186ZM225 151V152H224ZM233 151V152H232ZM249 151H251V152H255L254 154H256V153H258V154H256L255 156L252 154L251 155V161L253 160V161H255V162H259L258 164H257V166H255V164H253V166H251L250 165V168L249 167H247V166H249L248 164H247V162L250 164V160H249V158H248V156H250V155H248L249 153H251V152H249ZM52 152V153H51ZM106 152V153H105ZM111 152V153H110ZM175 152V153H174ZM227 152V153H226ZM241 152H243L242 154H244L243 156H242V154H241ZM76 153V154H75ZM116 153V154H115ZM120 153V154H119ZM124 153V154H123ZM144 155H143V154ZM150 153V154H149ZM151 153L153 154V157L156 159L157 157V159H156V162H155V159H153V157H152V155H151ZM165 153H168V155L167 154H165ZM65 154V155H64ZM75 154V155H74ZM78 154V155H77ZM99 154H100V156H99ZM110 154V155H109ZM139 154V155H138ZM203 154V155H202ZM205 154V155H204ZM5 155H7V156H5ZM57 155V156H56ZM63 155V156H62ZM70 157H69V156ZM119 155H121L120 157H117V156H119ZM133 155H134V157H133ZM142 155V156H141ZM148 155V156H147ZM150 155V156H149ZM180 155V157H178ZM195 155V156H194ZM197 155V156H196ZM2 156V157H1ZM9 156V157H8ZM55 156V157H54ZM64 156H65V158H64ZM68 156V157H67ZM78 156V157H77ZM80 156H81V158H80ZM116 156V157H115ZM130 156V157H129ZM131 156H132V158H131ZM145 157V158H143V160H142V157ZM157 156V157H156ZM166 156V157H165ZM206 158H205V157ZM208 156V157H207ZM254 156V157H253ZM5 157H7V158H5ZM10 157H11V160H10ZM52 157V158H51ZM126 157H127V159H126ZM161 157V159H159ZM200 157H202V158H204V159H201ZM228 157H230V158H228ZM247 157V158H246ZM257 157H259V159H260V161H257V160H259ZM16 158V159H15ZM107 158V159H106ZM118 158V159H117ZM129 158V159H128ZM148 158V159H147ZM178 159V161L179 162H175L174 160L175 159ZM180 158V159H179ZM209 158V159H208ZM244 158V159H243ZM246 158V159H245ZM257 158V159H256ZM3 159V160H2ZM7 159V160H6ZM106 159V160H105ZM121 159V160H120ZM124 159V160H123ZM126 159V160H125ZM170 161H169V160ZM187 159V160H186ZM190 159V160H189ZM206 159V160H205ZM229 159V160H228ZM262 159V160H261ZM17 161V162H14V161ZM19 160V161H18ZM128 160V161H127ZM142 160V161H141ZM151 160V161H150ZM161 160V161H160ZM166 160V162H164ZM202 160V161H201ZM244 160H245V162H246V166H244V165H241V163L243 162L244 164H245V162H244ZM247 160V161H246ZM21 161V162H20ZM120 161V162H119ZM145 161V162H144ZM153 161V162H152ZM168 161V162H167ZM172 161V163H170ZM184 161H187V163L185 164L184 163ZM206 161V162H205ZM216 161H217V163H216ZM3 162V163H2ZM6 162V163H5ZM9 162V163H8ZM27 162V163H26ZM30 162V163H29ZM80 162V163H79ZM112 162H114V163H112ZM142 162V163H141ZM152 162V163H151ZM185 164H183V163ZM200 162L202 163L203 162V164L201 165V166H199L200 165ZM204 162L205 163H208L207 165L206 164H204ZM220 162V163H219ZM221 162H226V164L224 165V163H222V169H224L225 168V170H221V169H217V167L219 168L220 166H221ZM14 163V164H13ZM17 163V164H16ZM151 163V164H150ZM156 163H157V165H156ZM169 163V164H168ZM193 163V164H192ZM211 163V164H210ZM214 163V164H213ZM242 163V164H243ZM253 163V162H252ZM261 163V164H260ZM8 164V167H6L5 165H7ZM22 164H23V167H22ZM25 164H26V166H25ZM29 164V165H28ZM81 164H82V166H81ZM126 164V165H125ZM155 164V165H154ZM162 164V165H161ZM171 164V165H170ZM176 164V165H175ZM190 164H192V165H190ZM216 164H217V166H216ZM230 164V165H229ZM235 164V165H234ZM13 165H14V167H13ZM16 165H20V167L18 166V167H16L17 169L18 168H20V169H25V170H28L29 172H33L32 174H34V175H36V179H34V182H33V184H34V186L35 187H41V186H43V185H45V184H47V183H50V182H53V178L55 179V176L56 177H58L59 179H61V180H66V178L67 179H69L70 177H78L79 179H75V183L77 184V185H79V183H80V185L81 186H89V185H87V183L89 184V182H91V183H93L94 184V182H95V185H97L96 183H100V181L102 180V176H104V180H102L101 182H103L104 181V183H106L107 184V182H106V180H108V178L110 179L109 181L110 182H112V183H115V181L114 180H116V185L117 184H119L120 185V187H121V185L123 186V184L126 182V183H128V184H132V186H133V184L136 182V181H138V180H140L141 182H142V178H144V181L145 180H147L146 182H144L143 184L142 183H138V184H141V186L144 188L145 187V190L147 189L146 188V186H148V184H149V187H148V189L149 190H151L149 193H147V195H143V198H142V200L140 199V196H138L139 197V199H138V197L136 198L135 197V195H134V191H135V185L137 184V183H135V185L133 186V187H131V188H133L134 189V191H132V193H133V195H134V197H135V199L137 200V201H139V202H137L135 199L133 200L131 197L130 198H128V199H125V196H126V194H125V192H122V190L124 191L126 188H123V187H121L122 188V190L120 189V188H115L116 190H117V196H116V200L114 199V201H113V199H112V201H113V204H111V202L109 201V199L111 198V196L113 197V195L115 194L114 192H113V190L112 191H108L109 192V197L110 198H108V195H107V192H105V191H101L102 192V194H103V196H105V195H107L106 196V198H104V197H102V200H101V197H100V199L98 198V201H97V195L100 193V191H93L94 193H89L90 195H88V193H86L85 195L86 196H88L89 197V199H87V200H78L76 203H73V205H74V208L76 209V207L78 208V211H80L81 212V208H83V207H85V205H87L86 206V210L87 211H91V212H89V214H87L86 212V214L87 215H92L93 213L95 214V216H99V217H101L102 219H104L103 218V216H102V214H106L105 212H107L108 211V209L110 208L111 210H112V206H113V209H115L114 211H116V210H118V211H120V210H122L123 212H121L120 211V213H118L117 211L116 212H114V211H112V212H114V214H113V216H112V214H111V216H108L109 214V211L107 212V216L108 217H110V218H106V220L105 221H103L104 223H105V226H104V228L103 229H105V227H107L106 229V231H108L109 232V234H111V235H113V237H115L116 239H117V241H118V246H117V248L115 247V248H113V249H117L116 251H118V250H121L120 251V253H119V251L118 252H115V251H112L113 253H108V254H103L104 252H102V251H104L102 248H101V250H99L100 248L98 247V241L99 240H97L96 242H94V241H92L93 242V244L91 245V244H88V246H86L87 247V250H85L84 249V247H85V242H84V244H82L81 246H82V251L81 250H79V246H80V243H81V241L82 240H80V242L78 241V238H77V240H76V237L74 238L73 237V235H77L76 233L77 232H80L79 230H80V227H78L79 228V230L77 231L76 230V226H74L75 225V223L72 225V224H69L66 228H67V230H65L66 228H64L63 229V231H60L61 229L60 228H57V229H60L59 231L55 228V229H53L52 231H43L44 229H42V233H41V230H39V232H38V230H36V229H34V228H32L31 229V224H32V226H33V224H35L33 227H35L39 222H37V221H39V220H41V218L43 217V216H41L43 213H44V209L45 208H43V207H40V208H34V209H36V210H34V209H32V212H29V211H31V210H25V211H21V210H19L20 211V213L16 210V214L14 215V216H12L11 214L14 212L15 213V207H14V205H12V204H9V203H11L10 201H8V200H5L6 198V195H8L11 191H12V187H10V182L8 181V177H7V175L8 174H10L11 172V170L12 171H15V170H13V169H16L15 168V166ZM31 165V166H30ZM74 165V166H73ZM170 165V166H169ZM197 165V166H196ZM204 165H206V167H207V171H205L204 173H203V169L205 168V166ZM3 167V169H4V173H3V169H2V167ZM9 166H11L10 168H9ZM25 166V167H24ZM161 166V167H160ZM174 166V167H173ZM203 166V167H202ZM230 166V167H229ZM261 166H262V168H261ZM13 167V168H12ZM194 167H195V170L193 171L192 169H194ZM209 167V168H208ZM236 167V168H235ZM242 167H243V169H242ZM244 167L245 168H249V169H251L250 171H249V169H244ZM257 168V170H255L256 168ZM12 168V169H11ZM45 168V169H44ZM89 168V169H88ZM93 168V169H92ZM213 168V169H212ZM221 168V167H220ZM6 169H9V170H6ZM11 169V170H10ZM16 169V170H17ZM29 169H31V170H29ZM112 169V170H111ZM116 169V170H115ZM184 169V170H183ZM186 169H189V170H186ZM196 169H198L200 172H198V170H196ZM227 169V170H226ZM49 170V171H48ZM92 170V171H91ZM118 170L120 171V173H122V174H118ZM121 170H122V172H121ZM123 170H124V172H123ZM163 170V171H162ZM215 170H217L218 171V173H217V171H216V173H215ZM243 171L244 173H241V171ZM245 170H248V171H245ZM45 171V172H44ZM51 171V172H50ZM86 171V172H85ZM94 171V172H93ZM102 171V172H101ZM109 173H108V172ZM198 173H197V172ZM212 171H214V172H212ZM223 171V174H219V172H222ZM225 171H228L229 172V174H228V172H226L225 173ZM231 171H233V172H231ZM240 171V172H239ZM251 171H253V172H251ZM10 172V173H9ZM91 172H93V173H95V174H93V173H91ZM112 172H114V173H116V175H115V178H114V173H112ZM192 172V173H191ZM231 172V173H230ZM235 172V173H234ZM247 172H249V174L247 173ZM3 173V174H2ZM8 173V174H7ZM61 173V174H60ZM76 173V174H75ZM78 173V174H77ZM84 173H85V175H84ZM108 173V174H107ZM189 173V174H188ZM200 173H201V175H200ZM212 173V174H211ZM256 173V174H255ZM69 174H70V176H69ZM72 174V175H71ZM83 174V175H82ZM93 174V175H92ZM97 174V176L99 177L100 176V178H101V180H97V178L98 177H96L95 175ZM101 174H103L102 176H101ZM110 174H112L113 175V178L114 179H112V178H110V177H112V176H109ZM119 176H118V175ZM199 174V175H198ZM213 174H214V176H213ZM229 176H228V175ZM236 174H238V178L235 176ZM242 174L243 175H245L244 177H242ZM3 175H5V176H3ZM75 175V176H74ZM122 175V176H121ZM189 175V176H188ZM197 175H198V178H197ZM213 176V177H211V176ZM216 175H218V177H216ZM239 175H241V176H239ZM253 175H255V177L253 176ZM9 176V175H8ZM69 176V177H68ZM90 176V177H89ZM92 176V177H91ZM117 176L119 177L118 178V181H117ZM196 176V177H195ZM200 176V177H199ZM221 176H223V178L221 177ZM228 176V177H227ZM7 177V178H6ZM45 177V178H44ZM64 177V178H63ZM84 177V178H83ZM211 177V178H210ZM215 177V178H214ZM234 177V178H233ZM236 177V178H235ZM242 177V179H244V180H241V179H239V178H241ZM249 177V178H248ZM251 177H252V179H251ZM5 179V180H3V179ZM81 178V179H80ZM96 178V179H95ZM189 178V179H188ZM192 178V179H191ZM198 180L199 179V181H201L202 180V182L203 183H206L207 182V180L208 181H210V182H208V184L209 185H211L212 183L215 185V184H217V186H215V189L214 190H211V189H209V188H207V190L209 191V192H204L206 189H203V190H195V188H192V187H190L192 184H191V182H192V180L194 181V180H196V179ZM202 178V179H201ZM212 178H213V180L214 181H216V179H218L219 180V182H217V183H214V181H212ZM222 178V179H221ZM226 178H227V180H226ZM229 178V179H228ZM231 178V179H230ZM187 179V180H186ZM221 179V180H220ZM246 179V180H245ZM2 180V181H1ZM39 180V181H38ZM86 180V181H85ZM94 180V182H92ZM190 181V183H189V181ZM232 180V181H231ZM240 180V181H239ZM251 180V181H250ZM260 180V181H259ZM55 181V180H54ZM78 183H77V182ZM123 181V182H122ZM249 181V182H248ZM253 181V182H252ZM83 182V183H82ZM87 182V183H86ZM228 182V183H227ZM43 183V184H42ZM82 183V184H81ZM85 183V184H84ZM90 183V184H91ZM109 183V182H108ZM122 183V184H121ZM193 183V182H192ZM237 183V184H236ZM40 184V185H39ZM93 184H91L92 186H94ZM128 184H124V185H126V186H128L129 187V185ZM150 184H151V187H153V188H151L150 187ZM207 184V183H206ZM234 184V185H233ZM246 184V185H245ZM9 185V186H8ZM79 185V186H80ZM144 185V186H143ZM190 185V186H189ZM226 187H224V186ZM227 185V186H226ZM7 186V187H9L8 189L7 188H5V187ZM126 186H124V187H126ZM141 186L139 187L138 185H137V187H139V188H141ZM245 186V187H244ZM258 186V187H257ZM118 187V186H117ZM127 187V188H128ZM221 187V188H220ZM231 189H230V188ZM236 187H238L236 190L234 189V188H236ZM248 187V188H247ZM253 187V188H252ZM263 187V188H262ZM3 188V189H2ZM192 188V189H191ZM225 188V189H224ZM240 188H241V190H240ZM259 188H260V191H259ZM120 189V190H119ZM194 189V190H193ZM229 189H230V191H229ZM244 189H245V192H244ZM248 189V190H247ZM7 190V191H6ZM137 190V189H136ZM143 191L144 193L145 192H147V191ZM148 190V191H149ZM193 190V191H192ZM211 190V191H210ZM238 190H239V192H240V194L238 195ZM253 190H255V191H253ZM263 190V191H262ZM2 191L4 192V193H2ZM126 191H127V189H126ZM128 191H129V189H128ZM127 191V192H128ZM194 191H196V192H194ZM201 191V192H200ZM233 192V194L231 195V193ZM237 193H236V192ZM249 191V192H248ZM6 192H8V193H6ZM90 192V191H89ZM92 192V191H91ZM212 192V193H211ZM234 192H235V194H234ZM248 192V193H247ZM251 192H252V195H251ZM259 192V193H258ZM96 193H98V194H96ZM106 193V194H105ZM139 192H137V194H138ZM209 193V194H208ZM230 193V194H229ZM245 195H244V194ZM254 193V194H253ZM262 195H261V194ZM5 194V195H4ZM101 194V193H100ZM141 194H142V192H141ZM213 194V195H212ZM249 195V197L248 198H246L244 201H243V198H245V196L246 195ZM130 195H131V192H130ZM228 195V196H227ZM240 195H242V196H240ZM253 195H255V196H253ZM86 196H84V197H86ZM94 196V197H93ZM129 196V195H128ZM137 196V195H136ZM229 196H231V202L233 203V202H235L234 204H236V202H238V199H239V202H238V204H236V205H233V204H231V202H230V204L231 205H233L234 207H229V206H227V205H229V204H227V203H229V201H230V197ZM242 197V200H241V198L240 197ZM253 197L252 199H251V197ZM258 196V197H257ZM259 196H261V197H259ZM99 197V196H98ZM114 197H115V195H114ZM127 197V196H126ZM141 197H142V195H141ZM234 197V198H233ZM68 199H69V197H67ZM96 200H95V199ZM103 198L104 199H106V200H104L103 201ZM108 198V199H107ZM238 198V199H237ZM250 198V199H249ZM261 198V199H260ZM120 199V200H119ZM234 199H237V201L235 200V201H233ZM5 200V201H4ZM125 200H128L127 202H125ZM133 200V202H131L130 203V201H132ZM226 200V201H225ZM229 200V201H228ZM248 200V201H247ZM252 200V201H251ZM262 200V201H261ZM65 201H66V199L63 201V203H61L60 205H59V207H58V209L60 210L61 208L62 209H64V208H66V207H69L68 205L66 206V207H63L64 206V203H65ZM86 201V202H85ZM107 201H109L110 202V204L109 203H106ZM121 202V204L119 203V202ZM135 201V202H134ZM251 201V202H250ZM67 202V201H66ZM80 202H82V203H79ZM102 202V203H101ZM227 202V203H226ZM245 202H246V204H245ZM2 203H4V204H2ZM78 203V204H77ZM85 203H88V204H85ZM93 204V206H92V204ZM100 203H101V205H100ZM106 203V204H105ZM117 203H119V205L117 204ZM133 203V204H132ZM225 203H226V205H225ZM241 203V204H240ZM262 203V204H261ZM9 204V205H8ZM82 204V205H81ZM90 204H91V206L92 207H97V208H94V209H92V210H90V208L88 209L87 207H89L90 206ZM104 204H105V206L107 207V204H108V206L109 207H107V210H104V208H103V210L104 211H100V208H99V206L101 207V210H102V207L104 206ZM114 204H116V208L114 207ZM138 204V205H137ZM141 204V205H140ZM148 204L150 205V206H148ZM261 204V205H260ZM65 205H66V203H65ZM73 205L71 204L70 205V208H72L73 207ZM128 205V206H127ZM134 208H132L131 206ZM184 205V206H183ZM79 206H83V207H79ZM119 206H121L120 208H119ZM126 206V207H125ZM140 206V207H139ZM153 206V207H152ZM224 206H226V207H224ZM106 207H105V209H106ZM118 207V208H117ZM224 207V208H223ZM74 208H72V209H74ZM122 208V209H121ZM124 208H126V210L124 209ZM152 208V209H151ZM221 208V209H220ZM226 208H228V210L226 209ZM230 208H233V209H235V210H233V209H230ZM97 209H99V210H97ZM127 209H129V210H127ZM131 209V210H130ZM151 209V210H150ZM218 209H219V211H218ZM230 209V210H229ZM5 212H4V211ZM6 210H8V211H6ZM77 210V209H76ZM133 210H135L134 212H132V213H130L131 211H133ZM234 211V213H232L233 211ZM10 211H12V212H10ZM95 211V212H94ZM96 211H98V212H96ZM127 211V212H126ZM222 211H223V213H222ZM224 211H225V213L228 211V213H226L225 215H224ZM229 211H231V215H230V212ZM258 211H260V212H258ZM264 211V210H263ZM7 212V213H6ZM24 212V214H27V215H25V216H28L27 218H24L25 216H23V215H21V213H23ZM29 212V213H28ZM82 212H83V210H82ZM142 212V214L141 215H139L140 213ZM220 212V213H219ZM236 212H239V213H237L236 214ZM252 212H256V213H263V214H261V215H258V214H255V213H252ZM31 213V214H30ZM96 213H98V214H96ZM117 213V214H116ZM121 213H123V214H121ZM125 213V214H124ZM127 213V214H126ZM146 213H147V215H146ZM4 214H5V216H4ZM18 214L20 215V217H22V218H24V219H21L20 218V220H19V217H17L18 216ZM28 214H30V215H28ZM35 214L37 215V217L35 216ZM94 214L92 215V217L94 216ZM119 214V215H118ZM130 214V215H129ZM133 214V215H132ZM152 214V215H151ZM215 214V215H214ZM219 214H220V216H219ZM229 214V215H228ZM245 214H249V215H246V218H245ZM252 214H254V215H252ZM2 215V216H1ZM32 215H34V216H32ZM86 215V216H87ZM115 215V216H114ZM118 217H117V216ZM124 215V216H123ZM128 215V216H127ZM140 216V218H139V216ZM211 215V216H210ZM222 215H223V218H222ZM238 215V216H237ZM8 216V217H7ZM30 216V217H29ZM40 216V217H39ZM85 216V217H86ZM122 216H123V218H122ZM130 216H132V217H130ZM135 216V218H133ZM137 216V217H136ZM147 217V218H145V217ZM153 216V217H152ZM207 216V218H205ZM232 216V217H231ZM248 216V217H247ZM250 216V217H249ZM3 217H5V219L3 218ZM91 217V216H90ZM172 219H170V218ZM188 217V218H187ZM210 217V218H209ZM221 217V218H220ZM228 217H230V218H228ZM3 218V219H2ZM37 218V219H36ZM113 218H115V219H113ZM122 218V219H121ZM126 218V219H125ZM138 218V220H136ZM143 218H145V219H143ZM228 218V219H227ZM242 218H244V219H242ZM258 218V219H257ZM113 221H112V220ZM117 219H119V220H117ZM125 221H124V220ZM135 219V220H134ZM149 219V220H148ZM181 219V220H180ZM205 219V220H204ZM207 219V220H206ZM219 219H221V220H219ZM227 219V220H226ZM232 219H233V221H232ZM239 219H241V222H240V224H238L237 222H239L240 220ZM0 220V221H1ZM15 220V221H14ZM22 220V221H21ZM109 220V221H108ZM111 220V221H110ZM115 220H116V222H115ZM121 220V221H120ZM123 220V221H122ZM130 220V221H129ZM179 220V221H178ZM243 220L245 221V222H243ZM256 220V221H255ZM260 220V221H259ZM128 221V222H127ZM143 221V222H142ZM226 221V222H225ZM230 221H232V223L230 222ZM259 221V222H258ZM111 222V223H110ZM119 222L121 223V224H119ZM124 222V223H123ZM126 222H127V224H126ZM142 222V223H141ZM181 222V223H180ZM183 222V223H182ZM221 222V223H220ZM230 222V223H229ZM243 222V223H242ZM255 222H256V224H255ZM20 223H22V224H20ZM100 223H101V221H100ZM146 223V224H145ZM150 223V224H149ZM205 223H206V225H205ZM228 223V224H227ZM235 223V224H234ZM241 223L242 224H246V226H243L242 227V229H240V225H241ZM250 223V224H249ZM261 223H262V225H261ZM19 224V226H17ZM103 224V223H102ZM101 224V225H102ZM113 224H114V226H113ZM124 224H126V225H124ZM130 224V227L128 226ZM137 224V225H136ZM252 224V225H251ZM15 225V226H14ZM23 225H24V227H23ZM123 225V226H122ZM135 225V226H134ZM139 225V226H138ZM141 225V226H140ZM148 225V226H147ZM154 225H156V226H154ZM26 226H27V228H26ZM29 226H30V228H29ZM38 226V225H37ZM69 226H70V228H71V230H70V228H69ZM119 226H122L121 228L119 227ZM125 226V227H124ZM140 227V228H138V227ZM203 226V227H202ZM206 226V227H205ZM213 227V230L214 231H216V234H215V232H210L209 233V235H208V231H211L212 229H208V227ZM239 226V227H238ZM13 227H14V229H13ZM57 227V226H56ZM73 227H74V229H73ZM98 227H100L99 225L97 226V228ZM101 227H103V225L101 226ZM118 227V228H117ZM126 227L128 228V229H131V230H128V229H126ZM147 227H148V231H147ZM152 227V228H151ZM180 227V228H179ZM202 227V228H201ZM204 227H205V231H206V229H207V232L205 233V231H204ZM211 227V228H212ZM215 227V228H214ZM224 227V228H223ZM238 227V228H237ZM0 228H1V225H0ZM20 228H26V230H22V229H20ZM29 228V229H28ZM69 228V229H68ZM124 228H125V230H124ZM144 228V229H143ZM217 228V229H216ZM222 228H223V230H222ZM18 229H20V230H22L23 231V234H24V232H25V236H22V237H18V235L16 234V232H20V230H18ZM31 229V230H30ZM34 229V231H32ZM100 229V228H99ZM115 229H117L118 230V234L116 233L117 232V230H115ZM119 229H123V230H119ZM136 229V230H135ZM146 229V230H145ZM178 229V231H177V233H176V230ZM192 229V230H191ZM199 229H202V230H199ZM219 229V230H218ZM220 229H221V231H222V233H221V235H223V237L224 238H222L221 237V235H219V237H221V238H219V237H217L218 236V234H220ZM226 229V230H225ZM0 230H2V229H0ZM14 230H16V231H14ZM18 230V231H17ZM29 230V231H28ZM66 232H65V231ZM102 230V229H101ZM139 230V231H138ZM229 230V231H228ZM239 230V231H238ZM13 231V232H12ZM37 231V232H36ZM56 231H58V232H56ZM77 231V232H76ZM97 231H100V230H97ZM104 231V230H103ZM102 231V232H103ZM106 231H104V232H106ZM119 231L121 232V234L119 233ZM130 231V232H129ZM134 231V232H133ZM136 231H138V232H136ZM141 231V232H140ZM161 233H160V232ZM192 231V232H191ZM194 231V232H193ZM200 231V232H199ZM204 233H203V232ZM217 231H219V233L217 234ZM224 231V232H223ZM227 231V232H226ZM48 232V234L50 233L51 235L52 234H55V233H66L67 235H66V237L67 238H65V237H62L63 239H59V238H57V240H59V241H57L58 242V245L59 244H61V248H59V246L57 245V243H56V238L54 239V238H51V235L48 237V235L46 234ZM68 232V233H67ZM72 232V233H71ZM73 232H76L75 234L73 233ZM128 232V233H127ZM136 232V233H135ZM176 234V236L174 237V233ZM188 232H190V233H188ZM198 232L199 233H201V237H200V234H198ZM228 234V232H232V233H229L226 237H228L229 236V240L224 236L226 233ZM0 233H2L3 234V232L2 231H0ZM34 233V234H33ZM35 233H38V234H42V235H38V234H35ZM43 233H45L46 235H47V238H45L44 239V237L46 236L45 234H43ZM70 233V234H69ZM123 233V234H122ZM127 234V235H125V234ZM138 233V234H137ZM144 233V234H143ZM146 233V234H145ZM188 233V236L186 235ZM195 233V236L193 235ZM202 233H203V236H204V234H205V236L203 237L202 236ZM213 233L215 234V236L213 235ZM2 234H0V235H2ZM15 236H14V235ZM174 234V235H173ZM211 234V235H210ZM13 235V236H12ZM27 235V236H26ZM33 235V236H32ZM37 235V237L39 236V238H37V237H35ZM57 235H59V234H57ZM123 235H125L126 237H124ZM130 235V236H129ZM138 235H140V236H138ZM191 235V236H190ZM258 236V237H256V236ZM263 236V237H261V236ZM29 236H30V238H29ZM32 236V237H31ZM123 236V237H122ZM138 236V237H137ZM144 236V237H143ZM155 236V237H154ZM180 236H181V238H180ZM189 236L191 237V239L189 238ZM210 236L212 237L211 239H213L214 241L212 242V241H210ZM233 236V237H232ZM14 237V238H13ZM16 237H18V238H16ZM71 237V238H70ZM72 237H73V239H72ZM117 237H120V238H117ZM128 237V238H127ZM193 237V238H192ZM201 239H200V238ZM208 237V241H209V243L206 241V238ZM214 237H216L215 239H214ZM256 237V238H255ZM263 239H261V238ZM20 238H22V239H20ZM30 239V242H31V245H29L28 243H29V239ZM32 238V239H31ZM121 238H124V239H122L121 240ZM125 238H126V240H125ZM131 238V239H130ZM174 238V239H173ZM180 238V239H179ZM185 238V239H184ZM189 238V239H188ZM196 238V239H195ZM198 238V239H197ZM202 238L203 239H205V240H202ZM219 239V240H216V239ZM234 238V239H233ZM250 238V240H248ZM252 238V239H251ZM15 239H17V240H15ZM20 239V240H19ZM34 239V240H33ZM38 239V240H37ZM41 239V240H40ZM48 239H50V240H48ZM75 239V240H74ZM120 241H119V240ZM127 239H128V241H127ZM10 240V241H9ZM12 240V241H11ZM32 240H33V243H32ZM42 240H43V242H42ZM44 240H48V243H50L51 242V244H52V242L54 243V244H52V245H55V246H51L50 245V247H47V246H49V244H47V243H45L44 242ZM222 240H223V242H222ZM224 240H226V241H224ZM230 241L231 240V242H228V241ZM233 240V241H232ZM16 241H18V242H16ZM19 241H22V243L21 242H19ZM23 241H25V242H23ZM37 241V242H36ZM64 241V243H62V242ZM68 241H70V242H68ZM123 241V242H122ZM124 241H126V242H124ZM133 241V242H132ZM152 241V242H151ZM176 241V242H175ZM202 241H204V243L206 244H204L203 243V245H205L206 246V248L205 247H201L200 245H202ZM218 241H219V243H220V241L224 244V249H223V245L222 246H218L217 247V245H218ZM236 241V242H235ZM253 241V242H252ZM35 242H36V244L37 245H39L38 247L36 246V244H35ZM39 242V243H38ZM72 242V243H71ZM73 242H76V243H74L73 244ZM83 242V241H82ZM121 242V243H120ZM150 242V243H149ZM181 242V243H180ZM212 242V243H211ZM216 242V246H213L214 245V243ZM22 245H21V244ZM25 243H26V245H25ZM44 243L45 244H47V246H45L44 245ZM67 244V245H65V246H67V248L63 245V244ZM68 243H70V244H68ZM130 243H132V244H130ZM147 243V244H146ZM154 243V244H153ZM209 245H208V244ZM222 243H220V244H222ZM227 243V245H225ZM11 244H13V245H11ZM15 244V245H14ZM42 244V245H41ZM73 244V245H72ZM96 244H97V249H95V247H96ZM121 244V245H120ZM182 244H184V245H182ZM189 246H188V245ZM192 244V246H190ZM212 244V247L210 248L209 246ZM219 244V245H220ZM231 244V245H230ZM24 245V246H23ZM35 245V246H34ZM91 245V246H90ZM130 245V246H129ZM132 245H133V247H132ZM178 245H179V247L182 249H180L179 247H178ZM181 245V246H180ZM2 246H3V248H2ZM13 246V247H12ZM15 246L16 247H18V252H17V249L15 248ZM23 246V247H22ZM28 246H30V247H28V248H30V250H31V252L30 251H28L29 249L27 248ZM43 248H42V247ZM62 246H64V248H62ZM78 246V247H77ZM84 246V247H83ZM95 246V247H94ZM122 246H124V248L122 247ZM174 246H175V249H176V251L174 250ZM176 246L179 248L178 250H177V248H176ZM185 246H187V247H185ZM207 246H208V248H207ZM229 246V247H228ZM8 247H12L11 249L10 248H8ZM22 247V248H21ZM35 247H37L39 250L41 249V253H39L40 251L37 249V248H35ZM41 247V248H40ZM55 247V248H54ZM57 247H58V249H57ZM73 249H72V248ZM94 247V248H93ZM101 247V246H100ZM130 249H129V248ZM173 247V248H172ZM185 249H184V248ZM190 247H191V249L193 248V252L191 251V249H190ZM196 247L198 248L197 250H196ZM221 247H222V249H221ZM225 247H227V248H225ZM5 248H6V250H5ZM28 250H27V249ZM33 248H35V249H33ZM47 248H49V249H47ZM54 248V249H53ZM66 248V249H65ZM75 248H77L78 250H76ZM88 248H90V249H88ZM93 248V249H92ZM161 248V249H160ZM171 248V249H170ZM204 248L207 250H205L204 251ZM218 249V251H217V249ZM220 248V249H219ZM33 249V250H32ZM55 249H57V250H55ZM112 248L109 250L110 252H111V250H113ZM133 249V250H132ZM169 249V250H168ZM190 249V252L188 251ZM209 249V250H208ZM258 249V250H257ZM259 249H260V253H258L259 252ZM4 250V251H3ZM10 250H11V254H9V253H7L8 251L10 252ZM16 250V251H15ZM38 250V251H37ZM54 250H55V252H54ZM85 252H84V251ZM94 250H95V252H94ZM98 250V251H97ZM130 250H131V252H130ZM162 250V251H161ZM186 250V251H185ZM215 250V251H214ZM222 251V250H226L225 252H223L222 251V255L221 254H219V251ZM231 250V251H230ZM6 251V252H5ZM28 252V254H29V252H30V254L28 255L27 254V252ZM81 251V252H80ZM127 251V252H126ZM133 251H135V252H133ZM169 251V252H168ZM210 251L212 252V253H210ZM220 251V252H221ZM236 251V252H235ZM238 251H239V253H238ZM256 251H258V252H256ZM14 252L17 254H15L14 255ZM25 252V253H24ZM79 252V253H78ZM82 252H84V253H82ZM94 252V253H93ZM133 252V253H132ZM166 252V253H165ZM174 253V254H171L170 255V253ZM177 252V253H176ZM182 252H184V254H182ZM194 252H195V254H194ZM196 252H198V253H196ZM205 252V253H204ZM235 254H234V253ZM2 253V254H1ZM39 253V254H38ZM50 253V254H49ZM78 253V254H77ZM100 255L99 257H98V255ZM158 253V254H157ZM169 255H168V254ZM179 253V254H178ZM225 253V254H224ZM236 253H238V255L236 254ZM242 253H243V256H242ZM252 253H255L254 255L256 256V254L258 253V256H256V257H258L257 259H255L254 258V255L252 254ZM19 254V255H18ZM21 254V255H20ZM35 254H37V255H35ZM116 254V255H115ZM175 254L176 255H179V256H181L180 258H178L179 256H176V258H174L175 257ZM197 254V255H196ZM208 254V255H207ZM212 254V255H211ZM213 254H215V255H213ZM241 254V255H240ZM246 254V255H245ZM263 255V256H260V255ZM7 257H6V256ZM9 255V256H8ZM26 255V256H25ZM33 255H35V256H37V257H34ZM87 255V256H86ZM89 255V256H88ZM96 255V256H95ZM104 255L107 257L108 256V258L109 259H107V258H102V257H104ZM111 255V256H110ZM120 255V256H119ZM146 255V256H145ZM166 255H168V256H166ZM187 257H186V256ZM191 255V256H190ZM207 255V256H206ZM216 255H218V256H216ZM240 255V256H239ZM250 257H249V256ZM23 256H25V257H23ZM27 256L29 257V261H28V258H27ZM76 256V257H75ZM87 258H86V257ZM93 256H94V258H93ZM102 256V257H101ZM110 256V257H109ZM170 256V257H169ZM228 256V257H227ZM244 257V258H242V257ZM10 257V258H9ZM21 257V258H20ZM96 257V258H95ZM117 257V258H116ZM119 257V258H118ZM123 257H125V258H123ZM189 257V258H188ZM194 257V259L192 260V258ZM201 257H202V259H201ZM216 257V258H215ZM220 257H222V258H220ZM239 257V258H238ZM240 257H241V259H240ZM253 257V258H252ZM260 257V258H259ZM5 258V259H4ZM18 258V259H17ZM35 258V259H34ZM83 258V259H82ZM86 258V259H85ZM97 258H99V259H97ZM145 258L147 259V260H145ZM168 258V259H167ZM178 258V259H177ZM181 258H182V260H181ZM185 258V259H184ZM186 258L189 260H186ZM198 260H197V259ZM212 258V259H211ZM214 258V259H213ZM225 258V259H224ZM4 259V260H3ZM66 259V260H65ZM71 261V262H66V261H69V260ZM77 261H76V260ZM85 259V260H84ZM88 259H89V261H88ZM92 259V260H91ZM101 259H103V260H105V259H107L106 261H103V260H101ZM159 259H163V260H159ZM172 259H173V261H172ZM175 259V260H174ZM205 259V260H204ZM215 259H217L216 261H215ZM243 259V260H242ZM248 259V260H247ZM249 259H251V260H249ZM259 259V260H258ZM17 260V261H16ZM22 260H23V262H22ZM111 260V261H110ZM186 260V261H185ZM192 260V261H191ZM197 260V261H196ZM212 260V261H211ZM242 262H241V261ZM254 260V261H253ZM258 260V261H257ZM6 261V262H5ZM25 261V262H24ZM28 261V262H27ZM81 261V262H80ZM84 261V262H83ZM97 261H99V262H97ZM102 261V262H101ZM156 261H157V263H156ZM177 261V262H176ZM181 261V262H180ZM183 261H185V262H183ZM193 261V262H194ZM211 261V262H210ZM215 261V262H214ZM238 263H237V262ZM244 261V262H243ZM253 261V262H252ZM260 261V262H259ZM174 262H176V263H174ZM183 262V263H182ZM61 263V264H62ZM196 263H194V264H196ZM202 263H197V264H202Z\"/></svg>",
    "mask_w": 264,
    "mask_h": 264
},
{
    "label": "bare ground",
    "instance_id": "obj_2",
    "mask_svg": "<svg viewBox=\"0 0 264 264\" xmlns=\"http://www.w3.org/2000/svg\"><path fill=\"white\" fill-rule=\"evenodd\" d=\"M5 1V0H4ZM8 1H10V0H8ZM15 1V0H14ZM14 1H13V3H14ZM34 1V0H33ZM52 1V0H51ZM63 1V0H62ZM66 1H68V0H66ZM73 1H75V0H73ZM81 1V0H80ZM125 1H127V2H129V1H131V0H114V7H113V5H111L112 6V8H114L115 9V16H113V18H112V16H110L113 20H115V23L117 24L118 23V25H119V28H120V30L122 31V32H127L128 33V37H126V42H127V44H129V46H131V47H134L135 49H136V44L137 45H142L143 43H147V45H148V43L149 42H151V36H149V33L151 34V32H154L155 30H156V32H157V30H159V29H162V32H164L163 30H166L167 28H168V23H167V25H166V14L164 15V11H163V16H165L164 18H163V20L162 21H160V18H159V23L158 22H156V20L154 19V18H152V16H151V14H150V12H149V10L146 12V15L144 14V16L141 14V12H142V10H144V9H146L147 7H150V5H153L154 7H155V9H156V7H157V9H158V6H156L157 4H160L161 6H168V8L170 7V5L173 3V2H175L176 0H141L140 2H138V3H133V4H131V5H129V3L128 4H126L125 3ZM179 1H188V0H179ZM190 1V0H189ZM188 1V2H189ZM206 1V0H205ZM224 0H208V1H206V2H211L212 3V5H214V7L215 6H217L218 7V5H220V4H222V2H223ZM235 1V0H234ZM238 1V0H237ZM242 1H244V0H242ZM241 1V2H242ZM250 1V0H249ZM11 2V1H10ZM10 2H9V4H10ZM17 0H16V5H18L17 4ZM23 2V1H22ZM39 2V1H38ZM50 2V1H49ZM56 2V1H55ZM70 2H71V0H70ZM88 2H89V0H88ZM98 2H100V1H98ZM103 2V1H102ZM110 2V1H109ZM196 2V1H195ZM233 2V1H232ZM240 2V1H239ZM3 3V2H2ZM2 3L0 4V7L2 6V8H0L1 10H0V12L2 13V11L4 12V10L6 11V9H5V6H6V4H8V3H6V2H4L5 3V6H4V4L2 5ZM24 3V2H23ZM27 3H30V2H28L27 1ZM31 3H32V1H31ZM35 3V2H34ZM45 3V2H44ZM65 3V2H64ZM74 3H76V1L74 2ZM73 3V5H74V8H76L75 6H76V4H74ZM77 3H78V0H77ZM105 3V2H104ZM108 3V2H107ZM122 3H125V4H122ZM155 3V4H154ZM192 3V2H191ZM190 3V4H191ZM235 3H236V1H235ZM25 4V3H24ZM41 3H39V5H40ZM55 5H56V3H54ZM100 4V3H99ZM111 4H112V0H111ZM181 4H182V2H181ZM204 4V3H203ZM226 4H228V3H226ZM15 5V6H16ZM29 6H30V4H28ZM27 5V6H28ZM36 5V4H35ZM64 5V4H63ZM67 5V4H66ZM73 5H72V7H73ZM83 5V4H82ZM89 5H90V3H89ZM92 5V4H91ZM95 5V4H94ZM107 4H105L104 6L107 8V6H106ZM110 5V4H109ZM175 5H176V3H175ZM183 5V4H182ZM193 5V4H192ZM201 5V4H200ZM199 5V6H200ZM209 5H210V3H209ZM244 5V4H243ZM9 6H11V5H9ZM14 6V5H13ZM21 6V5H20ZM31 6H33V9L35 8L34 7V5H32L31 4ZM48 6H50V5H48ZM47 6V7H48ZM51 8L53 9V4L51 3ZM58 6H60V2H59V4H58ZM87 6H88V3H87ZM111 6L110 7H108V9L110 10V8H111ZM127 6H129V8L127 7ZM179 6H180V4H179ZM234 6V5H233ZM246 7H247V10L250 12L252 9L254 10L255 8H252L253 7V5H252V3L251 2H247L246 1V5H245ZM42 6H40V8H41ZM47 7H45V9H44V7H43V9L44 10H47V12H49V9H47ZM62 8L64 7V6H61ZM80 7H81V3H80ZM85 7V6H84ZM186 7V6H185ZM203 7V6H202ZM244 7V6H243ZM254 7H255V4H254ZM4 8V9H3ZM9 8V7H8ZM16 8V10H17V7H15ZM14 8V9H15ZM22 8H24L23 10H24V15L26 14V7H24V5H23V7ZM56 8H57V5H56ZM77 8H79V6H77ZM89 8V7H88ZM88 8H87V10H88ZM96 8H99V7H96ZM209 8L211 9V7L209 6ZM12 9V8H11ZM31 9H32V7H31ZM70 9V8H69ZM73 9V8H72ZM86 9V7L84 8V10ZM91 9V8H90ZM104 9V8H103ZM151 9H154L153 7L152 8H150V10ZM170 9H172V8H170ZM189 9V8H188ZM200 9H202V8H200ZM208 10V12L207 13H205L206 12V10H205V12H204V14H202V15H200V16H197V14L198 13H201L200 12V10H199V12H197V14H196V16H194V15H191L190 13H188V11H186L184 8H182V7H179V8H176L175 7V9L173 10H168L170 13H169V15L173 18V20H175V23L177 24V22H179L185 29H188V30H191V29H193V28H198V27H202V28H204L208 33H207V35H205V37L203 36V38H202V36H201V39L202 40H200V37H199V43H200V45L201 46H204V47H207L206 48V50L207 49H209V55H210V57H211V55H215V56H217V57H219V58H221V59H226L227 57H228V55L227 54H224V52L222 51L223 49H225V48H230V47H238V48H242V50H243V48H248V47H251V46H259V40H260V35L258 36V34H257V36L259 37V39L257 40V36H256V33H254V29H252V27H251V23H249V22H247V21H249L248 19H247V21L246 22H242V24H238V25H236L235 27H231L230 25L233 23V21H234V19H233V14L232 13H227V14H225V13H223V12H220V11H218L217 9H215V8H212V10ZM220 9V8H219ZM222 9V8H221ZM16 10L14 11V12H16ZM20 10H21V8H20ZM39 10V12H40V9H38ZM66 10H67V8H66ZM79 10V9H78ZM196 10V9H195ZM246 10V9H245ZM18 11H19V9H18ZM35 11H36V8H35ZM54 11H55V8H54ZM57 11H58V8H57ZM63 11H64V8H63ZM69 11V10H68ZM68 11H66V13H67V16L66 17H68V19H69V15H68ZM94 11H96V10H94ZM94 11H92V13L94 14ZM104 11V10H103ZM113 11V10H112ZM156 11V10H155ZM154 11V12H155ZM203 11H204V7H203ZM52 12H53V10H52ZM60 12H61V16L63 17V12L60 10ZM70 12V11H69ZM99 12V11H98ZM106 12V11H105ZM104 12V13H105ZM108 12V11H107ZM106 12V13H107ZM111 12V11H110ZM110 12H108V13H110ZM148 12H149V14H150V17H147V14H148ZM236 12V11H235ZM7 13H8V11H6V14H5V17H6V22H7V18L9 19V16H11V18H12V15H8V17H7ZM9 13H10V11H9ZM35 13V12H34ZM38 13V12H37ZM42 13H44V11H42ZM91 13V14H92ZM100 13H101V11H100ZM107 13V14H108ZM162 13V12H161ZM11 14H12V11H11ZM19 14V13H18ZM21 14H22V12H21ZM39 14V13H38ZM52 14V16H53V14H54V12L53 13H51ZM73 13H71V15H72ZM80 14H81V12H80ZM107 14L105 15L106 16V22L108 23L109 22V18L107 17ZM113 14V13H112ZM235 14V13H234ZM0 15H2V14H0ZM44 15V14H43ZM74 15H77V14H74ZM86 15H87V13H86ZM108 15H110V14H108ZM199 15V14H198ZM3 16V15H2ZM20 16H23V14L22 15H20ZM20 16H19V20L20 21H22L21 19H20ZM30 16L32 17V13L30 14ZM36 16V15H35ZM39 16H41L40 14H39ZM49 16H51V15H49ZM60 16V15H59ZM64 16H65V12H64ZM80 16V15H79ZM93 16V15H92ZM99 16H101L100 14L99 15H97V17L99 18ZM104 16V17H105ZM149 16V15H148ZM163 16H161V18L163 17ZM236 16H237V14H236ZM245 16V15H244ZM251 15H249V17H250ZM259 16H260V13H259ZM45 17H48V16H45ZM57 17H58V15H57ZM85 17V16H84ZM2 18V17H1ZM3 18H4V16H3ZM2 18V20H4L5 21V19H3ZM18 18V17H17ZM39 18H41V17H39ZM53 18V17H52ZM60 18V17H59ZM77 18H78V16H77ZM77 18H75L76 20H77ZM88 19H89V16L87 17ZM101 18V17H100ZM155 18H157V15L155 16ZM169 18V17H168ZM237 18H238V16H237ZM236 18V19H237ZM239 18H240V15H239ZM239 18H238V22H241V19H240V21H239ZM14 19V18H13ZM25 19V16L23 17V20ZM29 19L30 18H27V21L29 22ZM35 18H34V15H33V19L32 20H34ZM36 19H38L37 17H36ZM45 19V18H44ZM54 19H55V17H54ZM61 19V21H62V18H60ZM71 19V18H70ZM85 19H86V17H85ZM251 19V18H250ZM257 19V18H256ZM2 20H1V22H2ZM12 20V19H11ZM18 20V21H19ZM31 20V21H32ZM39 20V19H38ZM42 20H43V18H42ZM64 20H65V18H64ZM76 20H74V17L72 18V22H71V24H70V26L72 25V28H69V31H70V29H72V31L74 30V28H75V25H74V27H73V21L76 23ZM111 21V19H110V22L108 23V26L110 25V23H112V22H114V21ZM242 20H243V18H242ZM13 21V20H12ZM15 21V20H14ZM48 21H49V18H48ZM47 21V22H48ZM67 21V20H66ZM69 21L67 22L68 24H69ZM85 21V20H84ZM89 21H91V19L90 20H88V22ZM104 22H105V20H103ZM168 21H170V22H172L171 21V18H170V20L168 19ZM177 21V22H176ZM0 22V23H1ZM15 22H17V21H15ZM35 22H36V20H35ZM39 22H41V26H43V24H44V22L45 21H39ZM42 22H43V24H42ZM52 22H53V25H54V21L52 20ZM60 22V21H59ZM254 22V21H253ZM3 23V22H2ZM18 24H19V27L20 26H22L23 25V22L22 23H19V22H17ZM26 23V22H25ZM32 23H33V21H32ZM58 23V22H57ZM61 23V22H60ZM80 23V25H81V22H79ZM92 23V22H91ZM258 23V22H257ZM29 24V23H28ZM34 24V23H33ZM36 24V23H35ZM35 24H34V26H35ZM49 24H50V22L47 24V26H49ZM82 24H83V22H82ZM85 24V23H84ZM235 24H237V22L235 21ZM255 24V23H254ZM30 25V24H29ZM39 25V23H38V21H37V26ZM60 25V24H59ZM62 25L64 26V23H62ZM65 25H66V27L64 26V28H67L68 29V26L69 25H67L66 23H65ZM77 25V24H76ZM5 26H6V24H5ZM12 26V25H11ZM10 26V27H11ZM24 26H26L27 27V25L25 24ZM40 26V27H41ZM47 26H45V27H47ZM50 26H52L51 24H50ZM83 26V25H82ZM82 26H81V28H82ZM92 26H94L93 24H92ZM92 26H90L91 27V29L90 30H92ZM108 26H106L108 29H109V27ZM116 26V25H115ZM261 26V25H260ZM6 27H8V22H7V26ZM25 27V28H26ZM31 27V32H33V30H35L34 28H32V26H30ZM39 27V26H38ZM38 27H37V29H38ZM40 27H39V29H40ZM88 27V26H87ZM12 28H14L15 29V26H12ZM25 28H24V30H25ZM77 28H79L78 27V25H77ZM94 28V27H93ZM98 28V27H97ZM114 28V27H113ZM3 29V28H2ZM5 29V28H4ZM48 29H49V27H48ZM63 29V28H62ZM112 29V28H111ZM178 29V28H177ZM201 29V28H200ZM22 30H23V28H22ZM22 31V32H25V31ZM27 30H29V28H27ZM30 30H29V32H30ZM50 30L52 31V28H50ZM55 30V29H54ZM57 30V29H56ZM75 30H76V28H75ZM75 30H74V32H75ZM87 30V29H86ZM90 30H88V31H90ZM94 31H95V29H93ZM105 30V29H104ZM172 30V29H171ZM260 30V29H259ZM21 31V30H20ZM39 31V30H38ZM42 31V30H41ZM44 31H45V29H44ZM48 31V30H47ZM59 31H61L60 30V27H59ZM81 31H85L84 30V28H83V30H81ZM81 31H79V33L80 34H78V35H81ZM98 30H96V33H97V35H98V32H97ZM109 31V30H108ZM114 32H115V30H113ZM176 31V30H175ZM255 31H256V29H255ZM0 32H1V30H0ZM29 32H27L28 34H29ZM53 33H51V35H50V38L52 37V34L54 35V37L57 35V31H55V32H57L56 33V35L54 34V31H52ZM64 32H65V30H64ZM64 32L62 33L63 34V36H61V39L63 38V39H66V35H64ZM105 32H106V30H105ZM119 32V30L117 29V31H116V33H118ZM262 31H260V33H261ZM42 33H43V31H42ZM42 33H41V35H42ZM50 33V32H49ZM67 33H68V31H67ZM85 33H87L86 31H85ZM96 33H95V37H96ZM103 33V30L101 31V34ZM258 33V32H257ZM11 34V33H10ZM28 34H26V35H28ZM36 34V33H35ZM38 34L39 33H37V36H38ZM44 34V33H43ZM100 34V33H99ZM119 34V37H120V35H122V33L120 34V32L118 33ZM125 33H123V35H124ZM176 34H177V32H176ZM187 34H188V32H187ZM14 35V33L12 34V36ZM30 35H32L31 33H30ZM47 35H48V32H47ZM59 35H61V33L59 32ZM75 35V34H74ZM83 35V34H82ZM147 35V36H146ZM36 36V35H35ZM64 36H65V38H64ZM69 35H67V37H68ZM93 36H94V33H93ZM113 36H115L114 34H113ZM112 36V37H113ZM117 36V35H116ZM115 36V37H116ZM162 36V35H161ZM160 36V37H161ZM174 36V35H173ZM30 37V36H29ZM44 37H47V38H44L45 40H47V39H49L48 38V36H44ZM88 37H89V35H88ZM87 37V35H86V38H88ZM109 37V36H108ZM111 36H110V38L109 39H111L112 38ZM153 37V36H152ZM154 37H155V35H154ZM159 37V39H160V41H163L164 43L166 42V40H164L165 38H160ZM172 37V36H171ZM198 37V36H197ZM264 37V36H263ZM6 38H8V40H9V37H4L3 38V41H4V39H6ZM14 38V37H13ZM101 38V37H100ZM158 38V37H157ZM175 38V37H174ZM1 39H2V36H1ZM11 39V38H10ZM27 39V43L29 42V39L28 38H26ZM33 39H34V37H33ZM38 39V37L36 38V40ZM52 39V38H51ZM55 39V38H54ZM54 39H53V41H52V43L54 42ZM59 39H60V37H59ZM82 39H83V36H82ZM124 39H125V37H124ZM152 39H154V38H152ZM13 40V39H12ZM39 40H40V38H39ZM78 40H79V38H78ZM196 40V39H195ZM23 41H25V40H23ZM22 41V42H23ZM30 41H31V39H30ZM55 41H57V42H59L60 40H56L55 39ZM82 41H84V39L82 40ZM82 41H81V43H82ZM103 41V40H102ZM0 42H1V40H0ZM15 42H17L16 40H14V44L13 45H15ZM32 42V41H31ZM43 42H44V40H43ZM97 42V41H96ZM153 42V41H152ZM155 42V41H154ZM170 43H173V45H175V47L176 46H180V49H181V46H187L188 47V45H192V44H197V42H195L191 37H188V36H185V35H180V36H177V38L175 39V40H171V41H169ZM10 43V42H9ZM24 43V42H23ZM26 43V44H27ZM30 43V42H29ZM33 43V42H32ZM37 43H38V41H37ZM37 43H36V47L40 44V46L42 45V43H40V41H39V43H38V45H37ZM55 43V42H54ZM61 46H55V48H58L59 49V47H63L64 45V43L65 42H63V40L61 41ZM68 43H69V38H68ZM67 43V44H68ZM79 43H80V41H79ZM85 43V42H84ZM92 43H93V41H92ZM103 43H104V41H103ZM102 43V44H103ZM108 42H106L105 44H107ZM110 43V42H109ZM112 43V46H113V41L111 42ZM120 42H118V44H119ZM20 44V46H22V44H21V42L19 43ZM26 44L24 45V47L26 48V50L27 49H29V50H31V43H30V45H28V47L30 46V48H27L26 47ZM34 44V43H33ZM60 44V43H59ZM58 44V45H59ZM66 44V43H65ZM66 44V45H67ZM94 44V43H93ZM117 44V43H116ZM5 45H7L6 43H5ZM49 45V44H48ZM47 45V41H45V46H48ZM53 45L54 44H52V50L54 49V47H53ZM63 45V46H62ZM74 45V44H73ZM73 45H72V48H73ZM121 45V44H120ZM146 45V44H145ZM144 45V46H145ZM158 45H159V43H158ZM17 46V45H16ZM15 46V47H16ZM40 46H39V48H40ZM78 46V45H77ZM91 46V45H90ZM109 46V45H108ZM110 46H111V44H110ZM111 46V47H112ZM126 46V44H125V42H124V47ZM149 46V45H148ZM148 46L146 47V48H148ZM156 46V45H155ZM7 47V46H6ZM6 47H5V50H4V48H3V50H4V53H6L7 51H9V53H10V49H11V46L9 47H7L9 50H7L6 51ZM23 47V46H22ZM22 47H20V49H19V51H21V54L20 55H23V53H22ZM24 47H23V49H24ZM34 50H35V44H34ZM70 47H71V45H70ZM81 47L83 48V50L85 51V49H84V46H82L81 45ZM86 47V49H87V46H85ZM102 47V46H101ZM113 47H115V46H113ZM112 47V49H114ZM123 47V48H124ZM142 47V46H141ZM167 46H165V48H166ZM191 47V46H190ZM1 48V47H0ZM19 48V47H18ZM79 48V50H80V46L79 47H77V49ZM89 48V47H88ZM130 48V47H129ZM140 48V47H139ZM149 48H150V46H149ZM159 48H160V46H159ZM169 48V50L171 49V47H168ZM196 48H198V44H197V47ZM238 48H237V50H238ZM37 49V48H36ZM45 49H47V48H45ZM51 48H49V50H50ZM68 49V48H67ZM76 49V48H75ZM77 49L76 50H73V52H75V54L76 53H78L77 52ZM101 49V48H100ZM173 49H174V46H173ZM177 49V48H176ZM179 49V50H180ZM202 49V48H201ZM200 49V50H201ZM254 49V48H253ZM256 49V48H255ZM41 50V49H40ZM63 50V49H62ZM65 50H66V48H65ZM117 50H118V48H117ZM125 51H126V49H124ZM127 50H129L130 51V49H127ZM154 50V49H153ZM160 52H161V50L160 49H158ZM182 50H183V48H182ZM203 50V49H202ZM219 50H221V52L222 53H219ZM230 50H231V48H230ZM259 50V53H258V55H257V59H259V60H261L260 61V64L258 63V71H260V73H261V75H262V77L264 78V50H260V49H258ZM16 51V50H15ZM14 51V52H15ZM28 51V50H27ZM44 51V50H43ZM55 51V50H54ZM59 51H60V55H62V51H61V48L59 49ZM58 51V52H59ZM70 52L69 53H71V50H69ZM107 52H108V50H106ZM110 51V50H109ZM114 51V50H113ZM144 51V50H143ZM168 50H166V52H167ZM185 51V50H184ZM189 51V50H188ZM24 52V51H23ZM49 52V51H48ZM81 52V51H80ZM96 52V56H97V54H98V57H99V55L100 54H102V50L100 51V53L98 52V51H95ZM120 52V51H119ZM118 52V53H119ZM132 52V51H131ZM130 52V53H131ZM146 52H147V49H146ZM163 52V51H162ZM172 52V54H173V50L171 51ZM206 52V51H205ZM228 52H229V49H228ZM12 54H13V51L11 52ZM10 53V54H11ZM18 53V52H17ZM17 53H15V55L14 56H16V55H18ZM52 53H54V52H52ZM68 53V54H69ZM93 53V52H92ZM104 53V52H103ZM117 53V54H118ZM123 53V52H122ZM129 53V52H128ZM134 53L137 55V53H140V51L138 52V51H134ZM154 52H152V54H153ZM164 53H165V51H164ZM188 53V52H187ZM241 53V52H240ZM24 54H25V52H24ZM43 54V53H42ZM57 54V53H56ZM64 54V53H63ZM67 54V55H68ZM75 54H74V56H75ZM108 54H111V52L109 53H107V59H109L108 58ZM135 54H134V58H135V60L133 59H131V56H133V55H130L128 58H130L132 61H135V63L137 62V60L136 59H138V57H135ZM143 54H144V52H143ZM146 54V53H145ZM145 54H144V56H145ZM158 55H159V52L157 53ZM206 54H208V51H207V53ZM233 54H234V51H233ZM236 54H237V51H236ZM235 54V55H236ZM243 54V53H242ZM249 54V53H248ZM250 54H251V52H250ZM256 54V53H255ZM7 56H8V54H6ZM48 56L50 55V54H47ZM47 55H43V57L45 56V58H48V56ZM66 55V56H67ZM71 55H72V53H71ZM71 55H70V57H71ZM92 55V54H91ZM103 55V54H102ZM141 55H142V53H141ZM150 55H151V53H150ZM174 55H175V53H174ZM177 55V54H176ZM188 55V54H187ZM240 55V56H239ZM238 55V59H239V57H241V54H239ZM51 56V55H50ZM54 56V55H53ZM53 56H51V57H53ZM56 56H59V53H58V55H56ZM63 56V55H62ZM73 56V55H72ZM74 56H73V58H74ZM104 56H105V54H104ZM126 56V58H127V56L128 55H125ZM200 55H199V53H198V57H199ZM203 56V55H202ZM201 56V58H203ZM244 56V55H243ZM249 56H251V55H249ZM42 57V58H43ZM95 57V56H94ZM102 56H100V59L102 60V58H101ZM106 57V56H105ZM119 57V56H118ZM140 57V56H139ZM157 57V56H156ZM170 57V56H169ZM195 57H196V54H195ZM67 58L69 59V56H67ZM67 58H65L66 60H67ZM115 58V57H114ZM113 58V59H114ZM117 58V57H116ZM122 58V57H121ZM128 58H127V61H128ZM151 58V57H150ZM154 58V57H153ZM183 58V57H182ZM190 58H191V56H190ZM200 58V57H199ZM10 59H11V57H10ZM53 59H55V58H52V60ZM58 59H59V57H58ZM57 59V60H58ZM65 59L63 60V64H61V66H62V71H61V74H64V72H65V74L67 73V71L66 70H64V65H67V63H65ZM99 59V58H98ZM104 59V58H103ZM107 59L106 60H104L105 62L107 61ZM155 59V58H154ZM185 59H186V57H185ZM187 59H189V57H187ZM197 59V58H196ZM196 59L194 60V61H196ZM213 59H214V57H213ZM217 59V58H216ZM235 59L237 60V57H235ZM245 59V58H244ZM49 60H51V58L49 59ZM51 60V62L53 63V61ZM125 60V59H124ZM124 60L123 59H121V61L120 62H124ZM130 60V61H131ZM158 61L160 60V58L159 59H157ZM157 60H156V62H157ZM179 60H182V59H179ZM191 60V59H190ZM202 60V59H201ZM203 60H205V58L203 59ZM207 60V59H206ZM251 61H252V59H250ZM3 61H4V59L2 60V59H0V64H1V62H2V64L0 65V66H2V65H4L3 64ZM6 61V60H5ZM45 61V60H44ZM74 61V60H73ZM76 61V60H75ZM74 61V62H75ZM78 61H81V64L83 63V61L80 59H78L77 60V62ZM95 61H98V60H95ZM95 61H94V63H95ZM100 61V60H99ZM114 61V60H113ZM138 61H140V60H138ZM142 61V60H141ZM212 61V60H211ZM218 61V60H217ZM238 61V60H237ZM240 61V60H239ZM7 62V61H6ZM6 62H5V64H6ZM62 62V61H61ZM102 62V61H101ZM101 62H100V70H101V67H102V64H104V63H102L101 64ZM114 62H116V61H114ZM119 62V61H118ZM129 62V61H128ZM145 62V61H144ZM150 61H149V59H148V63H149ZM184 62V61H183ZM188 62V61H187ZM191 63H192V60L190 61ZM208 62V61H207ZM219 62H220V60H219ZM219 62H218V64H219ZM222 62V61H221ZM108 63H111L112 64V61L110 62V60H108ZM125 63L126 62H124V65H125ZM148 63H146V65L148 66ZM157 63H159V62H157ZM157 63H155L156 65H157ZM195 63V62H194ZM226 63V62H225ZM234 63H235V61H234ZM238 63V62H237ZM241 63V62H240ZM248 63V62H247ZM257 63V62H256ZM69 64V63H68ZM71 64V63H70ZM70 64L68 65V66H70ZM75 64H76V62H75ZM81 64H79L80 65V67H82V65ZM96 64V63H95ZM95 64H94V66H95ZM115 64H117V63H115ZM114 64V65H115ZM181 64H182V61H181ZM198 64H199V62H198ZM203 64V63H202ZM201 64V65H202ZM217 64V65H218ZM222 64H223V62H222ZM227 64V63H226ZM253 64V63H252ZM10 65H12V64H10ZM51 65V64H50ZM104 65H106V66H109V65H107V64H104ZM128 65V64H127ZM132 65H133V63H132ZM141 65V64H140ZM142 65H143V62H142ZM145 65V64H144ZM146 65H145V67H146ZM204 65V64H203ZM214 65H215V63H214ZM224 65V64H223ZM232 65H233V63H232ZM250 65H251V62H250ZM9 66V65H8ZM8 66H7V64L5 65V68H7V70H6V73H3L4 71H5V69H4V71H3V67L1 68L2 69V71L0 70V73H1V77H0V79L2 78L3 79V77H4V80H5V76H4V74H6L7 76H9L8 75ZM75 66H77V65H75ZM118 66H119V71L121 72V64L119 65L118 64ZM118 66H117V68H118ZM123 66V65H122ZM169 66H170V64H169ZM195 66H196V64H195ZM197 66H200V65H197ZM197 66H196V68L195 67H193V69H189L188 68V70H187V67H186V70H187V72H185L184 71V68H182L181 69V67H180V69L182 70V71H184V74L182 75V76H180V77H178V75H176V73L174 74L175 75V77L177 76V78L178 79H176L175 80V82L178 84V82L180 83L179 84V86H178V88L176 87V88H174L176 91H179V95H180V93H182V95L183 94H186V95H192V97L193 96H197V97H203V96H206L207 95V97L206 98H208V101L206 100L205 101V98H201V100L202 99H204V100H202V102H200V104L198 105L199 106V111H202V112H205L209 107H210V102H209V99L211 98V96H210V98L208 97L209 95H211L212 93H213V91H212V88L214 87V85L212 86V88H211V85L212 84H215L217 81L219 82L220 81V78H222L221 76V74H223L224 73V69H221L222 68V65H221V63H220V67L219 68H217L216 70H214L213 69V73L211 74V80L209 81V84L207 85V86H203V85H201L199 82V74H200V72L198 71L199 69H201V66H200V68L199 69H197ZM231 66V65H230ZM239 66V65H238ZM256 67H257V65H255ZM72 67H73V69H75L74 68V64L72 65ZM91 67V66H90ZM96 67H97V64H96ZM126 66H124V68H125ZM128 67H129V65H128ZM134 67V66H133ZM135 67H136V65H135ZM151 67V66H150ZM158 67H159V65H158ZM190 67V66H189ZM203 67V66H202ZM239 67H241V66H239ZM245 67H246V65H245ZM252 67V66H251ZM256 67L254 68V65H253V67L252 68H254L255 70H256ZM11 68H13V67H11ZM109 68V67H108ZM175 68V67H174ZM177 68H178V65H177ZM195 68V69H194ZM211 69H212V67H210ZM214 68H216V66H214ZM69 69H70V67H69ZM68 69V70H69ZM72 68H71V70H73ZM77 69V68H76ZM78 69H79V67H78ZM84 69V68H83ZM102 69H103V67H102ZM115 69V68H114ZM138 69H139V67H138ZM157 69V68H156ZM155 69V70H156ZM170 69V68H169ZM172 69V68H171ZM176 69V68H175ZM64 70V71H63ZM70 70V71H71ZM81 70V69H80ZM112 70V69H111ZM124 70V72H125V74L128 72V70H127V67H126V70L125 69H123ZM129 70H130V68H129ZM147 70V69H146ZM206 70V69H205ZM243 70V69H242ZM242 70H240V72L242 71ZM247 70H249V68H248V66H247V69H246V71ZM255 70L253 71V69H252V71L254 72V73H256L255 72ZM17 71V70H16ZM20 71V70H19ZM69 71V75H73V74H71V72ZM103 71V70H102ZM116 71H117V69H116ZM133 71V70H132ZM138 71H140V70H135V73H137ZM148 71V70H147ZM161 71V70H160ZM174 71H176V70H174ZM201 71H202V69H201ZM223 71V72H222ZM237 71V70H236ZM251 71V69L249 70V72ZM21 72H22V70H21ZM20 72V73H21ZM74 72H75V70H74ZM95 72V71H94ZM111 72H112V74H111ZM124 72H121L122 74L124 73ZM244 72H245V70H244ZM252 72V73H253ZM14 73V70H13V72H12V74ZM24 73V72H23ZM27 73H30V71L28 72L27 71ZM27 73H25V75H26V78L28 79V80H26V78H24V74L22 75V77L21 76H18L17 75V73H16V75H17V79L18 78H20V80H18V82H20V83H17V79H14V81H13V84H15V86H12V87H15V93H14V90H13V88H12V96H13V94H14V96L17 98V96L16 95H18V93H19V95L20 96H22L23 97V95H24V97L23 98H27L28 99V97L29 96H31V94L33 93V91H32V93H31V83L34 81H30V79H32V78H29L28 76H30V75H27ZM58 73V72H57ZM79 73V72H78ZM81 73H82V70H81ZM84 73H86V71L84 70ZM109 75L110 76H112L111 78H110V80H109V77L107 76V78H106V76H104V74L103 75H101L100 76V79H101V77L103 76L104 78H106L105 79V81H106V83L104 82V85L105 86H107L106 84L107 83H110V81H112V82H114V79H116L115 78V74L116 75H118V77H119V75L120 74H117V72L115 73L114 72V76H113V71H109ZM131 73V72H130ZM153 73V72H152ZM160 73V72H159ZM203 73H204V71H203ZM246 73V72H245ZM9 74H10V72H9ZM51 74V73H50ZM61 75L62 77H65L66 75L68 76V78H67V76H66V78H62L61 76V79H60V83L59 84H62L63 85V88H61V90L63 91V93H61V94H67V91H69V89H67V87L65 88V89H67V91L65 90H63L64 89V87H65V85H68V87L70 86V87H72L73 85V91L72 92H70L69 91V95L68 96H70V94L72 95V96H74L75 95V91H77L76 92V97H77V93H79V90H77V88H78V83H76V81H75V79L76 78H74V80H72L71 78L69 79V75H68V73L66 74V75ZM91 74H92V76H93V72L91 71ZM95 74H96V72H95ZM94 74V75H95ZM107 74H108V71H107ZM140 74V75H139ZM244 74V73H243ZM2 75H3V77H2ZM79 75H80V73H79ZM100 75V74H99ZM131 75H133V74H131ZM179 75H181V74H179ZM200 75H202V74H200ZM239 75V74H238ZM254 75V74H253ZM33 76V75H32ZM74 76H78L77 75V71L75 72V75ZM83 76V75H82ZM84 76H85V74H84ZM96 76V75H95ZM94 76V77H95ZM129 76H130V74H129ZM135 76V75H134ZM133 76V77H134ZM138 76H139V78L136 80V82H138L139 80H141V76H148V77H150V79H149V81H153V83L154 84H152V85H150L149 86V84H148V87H147V85L145 86V87H147V89L148 90H146V88L144 87V91L146 90V94H144V91H142V93H143V98H140L139 100L140 101H143V99L145 98V97H147V102H148V100H149V98H150V96H153V95H155V94H161V92H165V89H166V87L164 86V80H165V76L164 75H162V74H147V72H145V70H144V68L141 70V72L140 73H138ZM244 76V75H243ZM255 76H257V74L255 75ZM13 77H14V75H13ZM93 77V78H94ZM117 77V78H118ZM131 77V76H130ZM11 78H12V75H11ZM24 78V79H23ZM34 78V77H33ZM58 78V77H57ZM92 78V79H93ZM97 78H98V75H97ZM167 78V77H166ZM174 78V77H173ZM207 78H209V76H207ZM234 78H235V76H234ZM245 78H246V76H245ZM249 78H251V77H249ZM7 79V78H6ZM21 79H22V81H24V83H22V81H21ZM91 79V78H90ZM95 79V78H94ZM131 79H133V78H130V83L128 82V79H127V84L129 83L130 85H132L131 83ZM175 79V78H174ZM219 79V80H218ZM262 81L264 80V79H262V78H260ZM11 80V79H10ZM16 80V81H15ZM25 80H26V82H25ZM77 80V79H76ZM79 80L80 79H78V82H79ZM107 80L109 81V82H107ZM118 80H119V78H118ZM168 80V79H167ZM173 80V79H172ZM206 80V79H205ZM2 81V80H1ZM0 81V82H1ZM52 81V80H51ZM50 81V82H51ZM102 81H103V79H102ZM102 81H100V83H101V88H102V84H103V82ZM123 81V80H122ZM133 81V80H132ZM170 82H171V80H169ZM242 81V80H241ZM247 81H248V76H247ZM261 81V82H262ZM6 82V81H5ZM27 82H28V84H27ZM54 82V81H53ZM56 82H57V84H58V80H56ZM97 82H99V78H98V80H97ZM116 82V81H115ZM205 82H207V81H205ZM217 82V83H218ZM10 82L9 81H7V84L6 83H4V85L6 84V85H8ZM22 83V84H21ZM69 83H70V85H69ZM91 83V82H90ZM93 83H95V81H93ZM135 83V82H134ZM133 83V84H134ZM167 83H169V82H167ZM173 83V82H172ZM11 84V83H10ZM16 84H18V86L21 84L22 86H25V88L27 89H25L24 87H23V89L20 87V90L18 89V91H16V88H18V87H16ZM45 84H47V83H45ZM55 84V83H54ZM81 84V83H80ZM88 84H89V80H88ZM87 84V85H88ZM115 84V83H114ZM145 84H146V82H145ZM174 84V83H173ZM1 85H3L2 83H1ZM4 85H3V87H4ZM20 85V86H21ZM32 85H33V83H32ZM76 85H77V88H76ZM110 85H112V86H114L113 84H110ZM116 85V84H115ZM117 85H118V83H117ZM120 85V84H119ZM28 86L30 87V90H29V88H28ZM54 86V85H53ZM61 86V85H60ZM80 86V85H79ZM98 86V85H97ZM111 86V87H112ZM123 85H120V88H119V86H117L118 88H119V90L121 91L122 89H124L125 90V88L124 87H126V86H128L129 87V85H125V86H123ZM2 87V86H1ZM52 87V86H51ZM89 87L91 88V86H90V84H89ZM93 87V86H92ZM109 87V86H108ZM117 87H115V88H117ZM140 87V86H139ZM173 87H175L174 85H173ZM33 88H34V85H33ZM54 88V87H53ZM95 88H97V87H95ZM100 88V87H99ZM99 88H97L96 89V92H97V90H99ZM110 88V87H109ZM109 88H107L106 90H108V92H109V94L110 93H112V95H113V93H114V91L116 92V89L114 88V91H113V89L112 90H110L109 91ZM171 88H172V86H171ZM9 89V88H8ZM52 89V88H51ZM76 89V90H75ZM92 89V88H91ZM90 89V91H89V93L90 92H92L93 91V93H91V94H94V92H95V89L94 90H91ZM170 89V88H169ZM230 89V88H229ZM24 91V93H23V91ZM56 91H57V88L55 89ZM89 90V89H88ZM118 90V89H117ZM232 90V89H231ZM234 90V89H233ZM259 90H261V88L259 89ZM8 91H11V90H7L6 91V89L3 91V92H8ZM27 91V92H26ZM29 91V92H28ZM127 91V90H126ZM140 91V92H141ZM252 91V90H251ZM25 92H26V94H25ZM51 92V91H50ZM58 92H59V89H58ZM65 92V93H64ZM139 92V91H138ZM139 92V93H140ZM163 92V93H164ZM171 92V91H170ZM173 92V91H172ZM175 92V91H174ZM230 92V91H229ZM241 92V91H240ZM257 92H259V91H257ZM17 93V94H16ZM29 93H31L30 95H29ZM53 93V92H52ZM55 93V92H54ZM73 93H74V95H73ZM116 93H118V92H116ZM127 93H128V91H127ZM131 93V92H130ZM129 93V95L130 96H132V94H133V90H132V93L130 94ZM137 92H136V90H134V94H136ZM138 93V94H139ZM167 93V92H166ZM177 93V92H176ZM237 93V92H236ZM7 94V93H6ZM58 94V93H57ZM244 94H245V92H244ZM246 94H247V92H246ZM251 94V93H250ZM249 94V91H248V97H250L251 95ZM253 95H252V97H251V99L253 100L252 101V103L253 104H256V103H254V100H258V99H260L261 97L258 95V93H252ZM257 94V95H256ZM261 94H263V92H261ZM27 95H28V97H27ZM33 95V94H32ZM128 94H127V96H129ZM144 95H145V97H144ZM163 95V94H162ZM174 95H175V93H174ZM79 96V95H78ZM159 96V95H158ZM36 97H37V95H36ZM103 97V96H102ZM102 97H101V99H102ZM141 97V96H140ZM149 97V98H148ZM179 98H180V96H178ZM191 97V98H192ZM194 97V99H196L197 100V98H195ZM213 97H214V95H213ZM239 97H240V95H239ZM243 97V96H242ZM260 97V98H259ZM20 97H18V99H19ZM110 98H111V96H110ZM113 98V97H112ZM154 98V97H153ZM156 98H157V96H156ZM159 98H162L161 100H163V96H159ZM184 98H185V95H184ZM33 99H35L34 98V95H33ZM44 99V98H43ZM90 99V98H89ZM92 99V98H91ZM99 99V98H98ZM180 99H182V98H180ZM186 99V98H185ZM245 99H246V97H245ZM250 99V98H249ZM31 100V102H35V101H33L32 99H30ZM40 100H41V98H40ZM93 100V99H92ZM105 100V99H104ZM134 100V99H133ZM135 100L136 101H138L136 98H135ZM155 100V99H154ZM161 100H160V104H161ZM184 100V99H183ZM193 100V99H192ZM261 100V99H260ZM29 101V100H28ZM42 101V100H41ZM41 101L39 102V103H41ZM70 100H68L67 101V103L69 102ZM90 101V100H89ZM165 101V100H164ZM221 101V100H220ZM245 101H247V99L245 100ZM264 101V100H263ZM24 103L26 102V101H23ZM43 102V101H42ZM45 102H47V101H45ZM58 102H61V100L60 101H58ZM65 102V103H64ZM64 102L62 101L61 103L62 104H66V100H64ZM79 102V101H78ZM93 102V101H92ZM91 102V103H92ZM103 102V101H102ZM106 102V101H105ZM108 103H109V100L107 101ZM110 102H111V100H110ZM129 102H130V98H129ZM128 102V103H129ZM150 102H153V101H151L150 100ZM159 102V101H158ZM163 102V101H162ZM233 102V101H232ZM248 102H249V100H248ZM259 102V101H258ZM14 103V102H13ZM24 103H23V106H24ZM28 103V102H27ZM54 103V102H53ZM52 103V104H53ZM72 103V102H71ZM86 103V102H85ZM184 103H185V101H184ZM250 104H252L251 103V101L249 102ZM8 104V103H7ZM6 104V105H7ZM10 104V103H9ZM14 104H16V103H14ZM32 104V103H31ZM36 104V103H35ZM45 104V103H44ZM57 103H55V104H53L54 106L56 105ZM59 104V103H58ZM61 104V106H63L64 107V105H62ZM68 104H70V102L68 103ZM68 104H66L67 106H68ZM73 104V103H72ZM114 104V103H113ZM132 104V103H131ZM154 104V103H153ZM169 104V103H168ZM178 104V103H177ZM183 104V103H182ZM198 104V103H197ZM221 104V103H220ZM220 104H216L217 106H219ZM259 104L261 105V104H263L262 103V101L261 102H259ZM1 105V104H0ZM5 104H3V106H4ZM19 105H22V104H19ZM27 105V104H26ZM41 105V104H40ZM51 105V104H50ZM53 105L51 106L52 107V109H53ZM79 105H80V103H79ZM143 105H145V104H143L142 103V106ZM148 105V104H147ZM150 105V104H149ZM157 105V104H156ZM155 105V106H156ZM159 105V104H158ZM166 105V104H165ZM164 105V106H165ZM174 105V104H173ZM179 105V104H178ZM196 105V104H195ZM259 105V106H260ZM2 106V105H1ZM9 106H11V104L10 105H8L7 107L9 108ZM17 106V105H16ZM28 106V105H27ZM39 106V105H38ZM60 106V109H64L63 107H61ZM67 106H65V108H67ZM71 106H74V105H71ZM71 106L69 105V109L71 108ZM110 106L111 105H109V106H107V108H110ZM130 106V105H129ZM141 106V105H140ZM163 106V107H164ZM172 106V105H171ZM180 106V105H179ZM178 106V107H179ZM198 106H197V110H198ZM217 106H215V108H213L212 109V111L214 110V109H216V107ZM221 106V105H220ZM253 106V105H252ZM251 106V108H252V110H253V107ZM256 106V105H255ZM5 107V106H4ZM13 107H14V105H13ZM9 108L11 111H12V109L14 110L16 107H14V108ZM35 107V106H34ZM42 107V106H41ZM84 107H85V104H84ZM128 107V106H127ZM134 107V106H133ZM139 107V106H138ZM144 107V106H143ZM153 106H150V109L152 108ZM166 107V106H165ZM164 107V108H165ZM173 107H175V106H173ZM191 107H192V110H194L195 108H193L194 106H192L191 105ZM257 107V106H256ZM29 108V107H28ZM31 108V107H30ZM44 108V107H43ZM48 108H49V106H48ZM57 108H59V106L57 105ZM67 108V109H68ZM78 108V107H77ZM86 108V107H85ZM106 108V110H107V112H108V109ZM154 108V107H153ZM152 108V109H153ZM167 108H169V107H167ZM177 108V107H176ZM219 108V107H218ZM218 108H217V110H218ZM231 108H232V106H231ZM231 108H230V110H231ZM236 108H240V107H238V106H236ZM0 109H2V108H0ZM5 109H7L6 107L4 108V110L3 111H6ZM16 109H18V108H16ZM16 109H15V111H16ZM27 109V108H26ZM33 109V108H32ZM32 109H30L31 111H32ZM39 109H40V107H39ZM44 109H47V108H44ZM60 109H57L58 110V112L59 111H62V110H60ZM73 111L76 109V107L74 106L73 108H71ZM70 109V110H71ZM87 109V108H86ZM149 109V108H148ZM174 109V108H173ZM190 109V108H189ZM255 109V111H256V108H254ZM10 110H8L7 112V114H8V116H10V114H12V112H14V111H10ZM23 110V109H22ZM36 110V109H35ZM43 110V109H42ZM53 110H55V109H53ZM64 110H66V109H64ZM71 110V111H72ZM77 110V109H76ZM83 110V109H82ZM81 110V111H82ZM105 110V111H106ZM109 110H111V109H109ZM116 110V109H115ZM147 110V109H146ZM164 110V109H163ZM166 110V109H165ZM184 110V109H183ZM186 110V109H185ZM250 110V109H249ZM19 111H20V108H19ZM40 111V110H39ZM38 111V112H39ZM70 111V112H71ZM72 111V112H73ZM117 111V110H116ZM137 111V110H136ZM139 111H141V109H139ZM182 111V110H181ZM211 111V114H213L214 116L215 115H217V114H214L213 112ZM227 111V110H226ZM255 111L253 112L255 115H256V113H255ZM2 112V111H1ZM9 112H11L10 114H9ZM63 112H65V111H63ZM77 112V111H76ZM115 112V111H114ZM156 112V111H155ZM162 112V111H161ZM179 112V111H178ZM192 112V111H191ZM197 112V111H196ZM196 112L194 113V115H197L196 114ZM216 112V111H215ZM231 112V111H230ZM234 113L236 112L235 110L233 111ZM249 112H251V111H249ZM15 113V112H14ZM20 113H21V111H20ZM26 113V112H25ZM33 113H35V112H33ZM61 114H63L62 112H60ZM60 113H58V114H60ZM66 113V112H65ZM65 113L63 114V115H65ZM68 113V112H67ZM67 113H66V115H67ZM109 113V112H108ZM173 113V112H172ZM171 113V114H172ZM175 113V112H174ZM173 113V114H174ZM177 113V112H176ZM185 113V112H184ZM187 113H188V109H187ZM197 113H199V112H197ZM201 113V112H200ZM199 113V114H200ZM237 113V112H236ZM235 113V114H236ZM3 114H4V112H2V115H1V113H0V116H3ZM6 114V113H5ZM37 114V113H36ZM36 114H34L35 116H36ZM43 114H44V112H43ZM70 113H68V116H69V118H71V114L69 115ZM181 114V113H180ZM198 114V115H199ZM258 114V113H257ZM14 115H16V114H14ZM27 115V114H26ZM34 115H32V117H30L29 119H31V118H33V116ZM38 115H41V112H40V114L38 113ZM36 116V117H40V116ZM78 115V117H79V114H77ZM82 115V114H81ZM80 115V117H82ZM104 115H106V114H104ZM188 115V114H187ZM190 115V114H189ZM188 115V117H190ZM197 115V116H198ZM202 115H203V113H202ZM211 116L212 118L214 117V116ZM7 116V115H6ZM7 116V117H8ZM11 116H13V115H11ZM10 116V117H11ZM30 116V115H29ZM59 117H61L62 115H58ZM85 116V115H84ZM180 116H182V114L180 115ZM185 116V115H184ZM191 116H192V114H191ZM200 116V115H199ZM218 116V115H217ZM226 116V115H225ZM16 117H18V116H16ZM45 117H47V116H45ZM53 117H55V116H53ZM57 117V116H56ZM67 116H65V118H66ZM76 117V116H75ZM91 117V116H90ZM110 117H112V116H110ZM109 117V115H108V117L106 116V118H110ZM114 117V116H113ZM169 117V116H168ZM175 117H179V116H175ZM195 117V116H194ZM223 117L224 116H222V118H221V120L223 119ZM3 118V117H2ZM19 118V117H18ZM23 118H25V117H23ZM28 118V117H27ZM26 118V119H27ZM35 118V117H34ZM41 118V120H42V117H40ZM40 118H39V120H40ZM64 118V117H63ZM69 118H68V120H69ZM105 118V119H106ZM191 118V117H190ZM211 118V119H212ZM3 119H6V117L5 118H3ZM11 119H12V122L14 123V119H13V117H11ZM10 119V120H11ZM73 119V118H72ZM71 119V120H72ZM74 119H76V118H74ZM78 119V118H77ZM80 119V118H79ZM82 119V118H81ZM88 119V118H87ZM170 119V118H169ZM184 119V118H183ZM186 119H188V118H186ZM195 119V118H194ZM197 119V118H196ZM219 119V118H218ZM224 119H225V117H224ZM232 119V118H231ZM34 120V119H33ZM38 120V122L40 123V121ZM64 120V119H63ZM71 120H70V122H71ZM90 120H92V119H89V121ZM172 120H174V119H172ZM189 120V119H188ZM213 120V119H212ZM212 120H210L209 122H211ZM4 121V120H3ZM2 121V122H3ZM25 119H24V121H21V122H24L25 123ZM66 122H67V120H65ZM64 121V122H65ZM76 121H80V120H76ZM83 121H84V117H83ZM124 120H122V122H123ZM233 121H234V119H233ZM15 122H16V120H15ZM28 122H30L31 123V121H28ZM36 122H37V119H36ZM36 122H34V123H36ZM60 122V121H59ZM117 122V121H116ZM129 122H131V121H129ZM180 122V121H179ZM182 122H183V120H182ZM181 122V123H182ZM187 122L188 121H186L185 120V123L187 124ZM189 122H190V120H189ZM188 122V123H189ZM235 122V121H234ZM34 123H33V126H32V128L34 127ZM68 123H69V121H68ZM72 123V122H71ZM84 123V125L85 124H87V126H88V123L87 122H83ZM118 123H120V122H118ZM133 122H131V124H132ZM137 122H135V124H136ZM216 122H214V124H215ZM1 124V123H0ZM4 124H6L5 122H4ZM37 124V123H36ZM42 124V123H41ZM59 124V123H58ZM73 124H77L74 120H73V123L71 124V126L73 125ZM81 124V123H80ZM79 124V125H80ZM92 124V123H91ZM93 124H94V122H93ZM109 124V123H108ZM121 124V123H120ZM123 124V123H122ZM122 124H121V126H122ZM125 124V123H124ZM123 124V125H124ZM177 124H179V123H177ZM212 126H214L213 125V123H210ZM1 125H3V124H1ZM10 125H12V123L10 124ZM45 125V124H44ZM70 125V124H69ZM82 125V124H81ZM109 125H111V124H109ZM133 125V124H132ZM131 125V126H132ZM137 125V124H136ZM136 125H134V126H136ZM138 125L140 126V124L138 123ZM149 125V124H148ZM154 125V127H155V123L153 124ZM157 125V124H156ZM159 125V124H158ZM180 125V124H179ZM187 125H190V123L189 124H187ZM216 125V124H215ZM4 126V125H3ZM3 126H2V128H3ZM22 126H23V123H22ZM26 126V125H25ZM29 126V125H28ZM28 126H27V128H28ZM38 126V125H37ZM37 126H35V127H37ZM68 126V125H67ZM74 126V125H73ZM76 126V125H75ZM77 126H78V124H77ZM87 126H86V128H87ZM92 126V125H91ZM117 126L119 127V124H117ZM127 126V125H126ZM131 126H129L130 128H131ZM134 126H132V127H134ZM143 126H145L144 124H143ZM143 126H141V127H139V130L137 129L138 128V126H136L137 128H134V129H136V130H138V131H145V129L147 130V129H150V127L149 126H147L146 125V127L145 128H143ZM178 126V125H177ZM210 126V125H209ZM217 126V125H216ZM216 126H214V127H216ZM19 127V126H18ZM30 127L31 126H29V129H30ZM85 127V126H84ZM94 127V126H93ZM93 127H92V129H93ZM111 127H114V125H113V123H112V125H111ZM123 127V126H122ZM157 127H160V125L159 126H157ZM32 128H31V130H32ZM74 129H77V127H73ZM100 128V127H99ZM102 128H104V127H102ZM109 126H108V128H106V130L108 129L109 130ZM121 128V127H120ZM124 128V127H123ZM126 128H128V127H126ZM125 128V129H126ZM130 128H128V129H130ZM143 128L144 130H141V129ZM163 127H160L159 129L161 130ZM186 128H187V126H186ZM4 129H6V128H4ZM3 129V130H4ZM21 129H23V128H21ZM25 129V128H24ZM91 129V127H90V130H92ZM95 129V128H94ZM112 129V128H111ZM117 129H119V128H117ZM128 129H126V131L128 130ZM133 129V130H134ZM156 129V131L158 132V130H157V128H155ZM163 129H165V127L163 128ZM258 129H261V128H258ZM2 130V131H3ZM31 130H29V131H31ZM44 130V129H43ZM78 130H80L79 129V127H78ZM82 130V129H81ZM88 130H89V126H88ZM100 130V129H99ZM104 130V129H103ZM103 130H102V132H103ZM113 130V129H112ZM112 130H110V132L112 131ZM133 130H131L130 129V131H131V134H133L132 132H134ZM153 130V129H152ZM36 131H37V128H36ZM41 131H42V129H41ZM41 131H40V134H41V136L43 137V135H42V133H41ZM69 131V130H68ZM121 131V130H120ZM120 131H118L116 134H118V135H120L121 133H122V131L120 132ZM123 131H124V129H123ZM149 131V130H148ZM154 131V130H153ZM174 131V130H173ZM217 131V130H216ZM1 132V131H0ZM89 132V131H88ZM107 132V131H106ZM109 132V131H108ZM109 132V134H112V133H110ZM114 132H116V131H114ZM113 132V133H114ZM119 132H120V134H119ZM136 132L137 131H135V134H136ZM150 132H152V131H150ZM176 132V131H175ZM3 133V132H2ZM28 133V132H27ZM73 133H75V132H73ZM84 133V131L82 132V134ZM95 133V132H94ZM124 133L125 132H123V135H124ZM155 133V132H154ZM177 133H179V132H177ZM30 134V133H29ZM36 134H38V132L36 133ZM40 134H38V135H40ZM87 134V133H86ZM90 134H91V132H90ZM93 134V133H92ZM104 134V133H103ZM107 134V133H106ZM109 134H108V136H109ZM126 135L127 134H129L128 133V131H127V133H125ZM172 135V138H174L173 136H174V132H172L171 133ZM264 134V133H263ZM0 135H2V134H0ZM9 135V134H8ZM15 135V134H14ZM48 135V134H47ZM76 135V134H75ZM79 135V137L81 136L80 134H78ZM83 135H85V133L83 134ZM89 135V134H88ZM97 135H99V134H97ZM100 135H101V132H100ZM122 135V134H121ZM123 135H122V139H123ZM145 135H146V133H145ZM154 135V134H153ZM176 135L177 134H175V137H176ZM184 135V134H183ZM10 136V135H9ZM32 136H33V134H32ZM32 136H30V137H32ZM45 136V135H44ZM49 136H51V135H49ZM67 136V135H66ZM94 136V135H93ZM92 136V137H93ZM104 136V135H103ZM107 136V137H108ZM116 135L114 134V136L112 137V139L115 137ZM135 136V135H134ZM141 136V135H140ZM139 136V137H140ZM156 136H157V134H156ZM155 135H154V138L156 137ZM256 136H258V135H256ZM11 137V136H10ZM9 137V138H10ZM28 137V136H27ZM35 137H37V135L35 136ZM52 137V136H51ZM71 137V136H70ZM73 137H77V136H74L73 135ZM118 137H121V136H118ZM124 137H125V135H124ZM129 137V136H128ZM137 137L138 136H136V137H134V138H136V140H138L137 139ZM138 137V138H139ZM144 137H146V136H144ZM147 137H148V135H147ZM149 137H151L150 135H149ZM159 137H160V140H162V137L159 135ZM180 137V136H179ZM188 136H186V138H187ZM233 137V136H232ZM238 137H242V136H238ZM246 137V136H245ZM261 138V137H263L262 135L261 136H258L257 138ZM6 138V137H5ZM29 138V137H28ZM84 138V137H83ZM104 138V137H103ZM116 138V137H115ZM127 138V137H126ZM126 138H125V140H126ZM134 138H133V141H135L134 140ZM185 138V140H187ZM189 138V137H188ZM231 138V137H230ZM237 138V137H236ZM242 138H244V137H242ZM241 138V139H242ZM247 138V137H246ZM7 139V138H6ZM13 139V138H12ZM26 139V138H25ZM42 139V138H41ZM70 139V138H69ZM78 139V138H77ZM81 139H82V136H81ZM94 139V138H93ZM108 139H110L111 140V138L109 137ZM106 140L107 142H109V140ZM119 139V138H118ZM147 139V138H146ZM151 139V138H150ZM156 139V138H155ZM155 139H154V141H155ZM164 139V138H163ZM182 139L183 138H181V141H182ZM223 139V138H222ZM249 139V138H248ZM247 139V140H248ZM252 139H254L253 137H252ZM37 140V139H36ZM45 140H48V139H45ZM53 140V139H52ZM71 140H73V139H71ZM75 140H76V138H75ZM90 140H91V137H90ZM89 140V141H90ZM121 140V139H120ZM140 140V139H139ZM148 140V139H147ZM147 140H144V142H146ZM152 140V139H151ZM159 140V141H160ZM167 140V139H166ZM172 140V139H171ZM189 140V139H188ZM187 140V141H188ZM5 141V140H4ZM30 141V140H29ZM38 141H40V140H38ZM57 141V140H56ZM70 141V140H69ZM86 141V140H85ZM85 141H83V143L85 142ZM122 141V140H121ZM174 141V140H173ZM191 141V140H190ZM195 141V140H194ZM233 141V140H232ZM253 141V140H252ZM256 141H257V139H256ZM262 141H264L263 139H262ZM24 142H28V141H25L24 140ZM23 142V143H24ZM43 142V141H42ZM49 142V141H48ZM68 142V141H67ZM79 142V141H78ZM91 142V141H90ZM114 142H115V140H114ZM125 142V141H124ZM142 142H143V139H142ZM175 142V141H174ZM186 142V141H185ZM240 141L238 140L237 142H236V140H235V142L233 141V143H234V146H235V143H236V148L235 147H233V148H231L232 150L235 148L236 150H237V148L239 149V147L241 146V145H243L241 142L239 143ZM242 142H244V141H242ZM250 142V141H249ZM259 142V141H258ZM261 142V141H260ZM5 143V142H4ZM9 143V142H8ZM13 143V142H12ZM51 143V142H50ZM50 143H48V144H50ZM73 143V142H72ZM94 143V142H93ZM105 143V142H104ZM104 143H103V145H104ZM117 144H118V142H116ZM127 143H128V140H127ZM147 143H149V142H147ZM154 143V142H153ZM156 143V142H155ZM170 143V142H169ZM171 143H172V141H171ZM182 144L184 143V142H181ZM181 143H177L176 144V142L174 143V148H176L177 146L179 147V146H182V144ZM193 143V142H192ZM221 143V142H220ZM233 143H231L232 145H233ZM237 143H239L238 144V147H237ZM254 144L253 145H255V142H253ZM6 144V143H5ZM25 144V143H24ZM58 144V143H57ZM98 144V143H97ZM102 144V143H101ZM114 144V143H113ZM120 144H124V143H120ZM134 144V143H133ZM150 144V143H149ZM164 144H166V143H164ZM176 144V145H175ZM181 144V145H180ZM224 144V143H223ZM241 144V145H240ZM257 144V143H256ZM262 144H263V142H262ZM7 145V144H6ZM13 145H15V144H13ZM21 145H23V144H21ZM28 145V144H27ZM27 145H25V146H27ZM63 145V144H62ZM76 145V144H75ZM83 145H85V144H83ZM102 145V146H103ZM128 145V144H127ZM135 145V144H134ZM152 145H155V144H152ZM159 145V144H158ZM170 146H172V144H169ZM185 145V144H184ZM188 145V144H187ZM195 145V144H194ZM194 145H193V147H194ZM205 145H207V144H205ZM225 145H226V143H225ZM20 146V145H19ZM24 146V145H23ZM29 146V145H28ZM36 146V145H35ZM42 146V145H41ZM72 146V145H71ZM77 146V145H76ZM88 146V145H87ZM108 146V145H107ZM107 146H104L103 148H105V147H107ZM116 146V145H115ZM115 146H112V149H113V147H115ZM117 146H119V145H117ZM121 146V145H120ZM119 146V147H120ZM124 146V145H123ZM133 146V145H132ZM176 146V147H175ZM196 146V145H195ZM227 147L229 146V145H226ZM225 146V147H226ZM252 146V145H251ZM256 146H258V145H256ZM262 146V145H261ZM3 147V146H2ZM30 147H31V144H30ZM48 147V146H47ZM58 148H59V146H57ZM62 147V146H61ZM67 146H65V148H66ZM80 147V146H79ZM81 147H82V145H81ZM88 147H90V146H88ZM101 147V146H100ZM122 147V146H121ZM129 147V146H128ZM136 147V146H135ZM141 147V146H140ZM156 147V146H155ZM177 147V148H178ZM217 147V146H216ZM230 147H231V145H230ZM230 147H228V148H230ZM247 147V146H246ZM1 148V147H0ZM10 148H12V149H15V147H10ZM18 148V147H17ZM49 148V147H48ZM63 148V147H62ZM111 148V147H110ZM117 148V147H116ZM149 148V147H148ZM154 148V147H153ZM171 148V147H170ZM177 148L176 149H174V150H176V152L178 151L177 150ZM181 149H183V151L185 150L184 148H186V147H184V146H182V147H180ZM207 148H208V146H207ZM206 148V149H207ZM241 148V147H240ZM243 148V147H242ZM244 148H245V145H244ZM250 148V147H249ZM252 148V147H251ZM29 149V148H28ZM57 149V148H56ZM72 149V148H71ZM70 149V150H71ZM76 149H78V148H76ZM128 149H130L131 150V148H128ZM139 149H141V148H139ZM150 149H151V147H150ZM159 149V148H158ZM179 149V148H178ZM219 149H220V147H219ZM222 149H223V147H222ZM246 149V148H245ZM256 150H257V147L255 148ZM30 150V149H29ZM44 150H50V149H45V147H44ZM81 150V149H80ZM117 150H120V149H117ZM142 150V149H141ZM143 150H145V148L143 149ZM142 150V151H143ZM152 151L153 150H155L156 151V149H151ZM186 150H187V148H186ZM205 150V149H204ZM236 150H235V154H237L236 153ZM253 150H254V148H253ZM255 150V151H256ZM8 151V150H7ZM13 151V150H12ZM61 151V150H60ZM86 151V150H85ZM85 151H84V153H85ZM87 151H88V149H87ZM104 151H106L105 149H104ZM104 151H101L102 153L101 154H103V152ZM108 151H110L109 149H108ZM113 151H116V149L115 150H113ZM113 151H112V155H114L113 154ZM121 151V153H122V149L120 150ZM136 151L137 150H134V154H135V156H136ZM141 151V152H142ZM171 151H172V148H171ZM171 151H167V152H171ZM209 151V150H208ZM228 151V150H227ZM238 151V150H237ZM244 153H245V156H247V151H245L244 149L242 150ZM259 151V150H258ZM6 152V151H5ZM14 152V151H13ZM19 152V151H18ZM42 152V151H41ZM50 152V151H49ZM62 152V151H61ZM64 152V151H63ZM77 152H79L78 150H77ZM82 152V151H81ZM89 152V151H88ZM100 152V151H99ZM140 152V151H139ZM145 152V151H144ZM182 153L181 154V158H182V155H183V157H185V155L183 154L184 152H182V151H178V154L179 153ZM187 152V151H186ZM225 152V151H224ZM233 152V151H232ZM243 152H241V154L243 153ZM249 152H251V151H249ZM8 153H9V151L7 152V155H8ZM52 153V152H51ZM106 153V152H105ZM111 153V152H110ZM175 153V152H174ZM227 153V152H226ZM255 152H251V153H249L248 155H250V156H248V158H249V162H250V164L247 162V164L249 165V166H247V167H249L250 168V165L251 166H253V164H255V166H257V164L259 163V162H255V161H251V155L253 154L254 156L256 155V154H258V153H256V154H254ZM10 154V153H9ZM76 154V153H75ZM74 154V155H75ZM116 154V153H115ZM120 154V153H119ZM124 154V153H123ZM143 154V153H142ZM150 154V153H149ZM154 154V153H153ZM153 154L151 153V155H152V157H153ZM165 154H167L168 155V153H165ZM7 155H5V156H7ZM65 155V154H64ZM78 155V154H77ZM104 155V154H103ZM110 155V154H109ZM139 155V154H138ZM144 155V154H143ZM155 155V154H154ZM203 155V154H202ZM205 155V154H204ZM244 154H242V156H243ZM259 155V154H258ZM57 156V155H56ZM63 156V155H62ZM69 156V155H68ZM67 156V157H68ZM99 156H100V154H99ZM121 155H119V156H117V157H120ZM142 156V155H141ZM148 156V155H147ZM150 156V155H149ZM195 156V155H194ZM197 156V155H196ZM253 156V157H254ZM2 157V156H1ZM9 157V156H8ZM55 157V156H54ZM70 157V156H69ZM78 157V156H77ZM101 157V156H100ZM116 157V156H115ZM130 157V156H129ZM133 157H134V155H133ZM137 157V156H136ZM155 157V156H154ZM153 157V159H155ZM157 157V156H156ZM166 157V156H165ZM178 157H180V155L178 156ZM205 157V156H204ZM208 157V156H207ZM5 158H7V157H5ZM52 158V157H51ZM64 158H65V156H64ZM80 158H81V156H80ZM131 158H132V156H131ZM138 158H140V157H137L136 159V162L138 161ZM143 158H145L144 156L142 157V160H143ZM158 158V157H157ZM156 158V159H157ZM201 159H204V158H202V157H200ZM206 158V157H205ZM228 158H230V157H228ZM247 158V157H246ZM245 158V159H246ZM258 159H259V157H257ZM256 158V159H257ZM16 159V158H15ZM107 159V158H106ZM105 159V160H106ZM118 159V158H117ZM126 159H127V157H126ZM125 159V160H126ZM129 159V158H128ZM141 159V158H140ZM148 159V158H147ZM156 159H155V162H156ZM159 159H161V157L159 158ZM180 159V158H179ZM209 159V158H208ZM244 159V158H243ZM3 160V159H2ZM7 160V159H6ZM10 160H11V157H10ZM121 160V159H120ZM124 160V159H123ZM141 160V161H142ZM169 160V159H168ZM184 159L182 158L181 159V161H183ZM187 160V159H186ZM190 160V159H189ZM206 160V159H205ZM229 160V159H228ZM262 160V159H261ZM19 161V160H18ZM128 161V160H127ZM151 161V160H150ZM161 161V160H160ZM170 161V160H169ZM175 162L177 161V162H179L178 161V159L176 158L175 160H174ZM202 161V160H201ZM247 161V160H246ZM257 161H260V159L259 160H257ZM14 162H17L16 160L14 161ZM21 162V161H20ZM120 162V161H119ZM145 162V161H144ZM153 162V161H152ZM151 162V163H152ZM164 162H166V160L164 161ZM168 162V161H167ZM187 163V161H184V163ZM206 162V161H205ZM204 162V164H208V163H205ZM244 162H245V160H244ZM253 162V163H252ZM3 163V162H2ZM6 163V162H5ZM9 163V162H8ZM27 163V162H26ZM30 163V162H29ZM80 163V162H79ZM112 163H114V162H112ZM142 163V162H141ZM150 163V164H151ZM170 163H172V161L170 162ZM183 163V162H182ZM183 163V164H184ZM185 163V164H186ZM216 163H217V161H216ZM220 163V162H219ZM222 163H224V162H221V168L219 167H217V169L219 170V169H221V170H225V168L224 169H222ZM243 163V162H242ZM241 163V165H244V166H246L247 164H246V162H245V164L243 163L242 164ZM14 164V163H13ZM17 164V163H16ZM169 164V163H168ZM173 164V163H172ZM184 164V165H185ZM193 164V163H192ZM192 164H190V165H192ZM203 164V162L201 163L200 162V165L199 166H201ZM211 164V163H210ZM214 164V163H213ZM226 164V162L224 163V165ZM261 164V163H260ZM263 164H264V162H263ZM29 165V164H28ZM126 165V164H125ZM155 165V164H154ZM156 165H157V163H156ZM162 165V164H161ZM171 165V164H170ZM169 165V166H170ZM176 165V164H175ZM206 165H204L205 166V168L203 169L204 171H203V173L205 172V171H207L206 169H207V167H206ZM230 165V164H229ZM235 165V164H234ZM6 167H8V164L7 165H5ZM20 167V165H16L15 166V168L16 167ZM25 166H26V164H25ZM24 166V167H25ZM31 166V165H30ZM74 166V165H73ZM81 166H82V164H81ZM197 166V165H196ZM208 166V165H207ZM216 166H217V164H216ZM2 167V166H1ZM11 166H9V168H10ZM13 167H14V165H13ZM12 167V168H13ZM22 167H23V164H22ZM161 167V166H160ZM174 167V166H173ZM203 167V166H202ZM230 167V166H229ZM11 168V169H12ZM209 168V167H208ZM236 168V167H235ZM249 168H245L244 167V169H249ZM256 168V167H255ZM258 168V167H257ZM257 168L255 169V170H257ZM261 168H262V166H261ZM263 168H264V166H263ZM2 169H3V167H2ZM5 169V168H4ZM4 169L2 170L3 171V173H4ZM10 169V170H11ZM17 169V168H16ZM16 169H13V170H15V171H10L9 173L10 174H8L7 175V177H8V181L10 182V187H12L11 189H12V191L8 194V195H6V199L5 200H8V201H10L11 203H9V204H12V205H14V207H15V213L13 212L11 215L12 216H14L15 214H16V210L20 213V211L19 210H21V211H25V210H31V211H29V212H32V209H34V208H40V207H43V208H45L44 210V213L41 215V216H43L42 218H41V220H39V221H37V222H39L35 227H33L35 224H33V226H32V224H31V229L32 228H34V229H36V230H38V232H39V230H41V233L43 232V231H52L53 229H57V228H60V229H57L58 231L60 230V231H63V229L64 228H66L69 224H74L75 223V225L74 226H78V227H80V230H79V228L77 227L76 228V230L78 231H80V232H73L74 234L76 233L77 235L75 236V235H73V237L75 238L76 237V240H77V238H78V241L80 242V240H82L81 241V243H80V246L78 247L79 248V250H81L82 251V244H84V242L86 243L85 244V247H84V249L85 250H87V247L86 246H88V244H93V242L92 241H94V242H96L97 240H99L98 241V247L100 248L99 250H101V248L104 250V251H102V252H104L103 254H108V253H113L112 251H115V252H118L119 251V253H120V251L121 250H118V251H116L115 249H113V248H117V246H118V241H117V239L115 238V237H113V235H111V234H109V232L108 231H106L107 229V227H105V229H103L104 228V226H105V223L103 222V221H105L106 220V218H110V217H108V216H111V214H112V216H113V214H114V212H118V213H120V211L121 212H123L122 210H120V211H118V210H116V211H114L115 209H113V206L111 207L112 208V210L109 208L108 209V211H109V215L107 214V212H105L106 214H102V216H103V218L104 219H102L101 217H99V216H95V214H94V216L92 217V215L90 214V215H87V214H89V212H91V211H87L86 210V206L87 205H85V207H83V206H79V207H83V208H81L80 210H81V212L80 211H78V206L76 207V209L74 208V205H73V203H76L78 200H87V199H89V197L88 196H86L87 194L86 193H88V195H90L91 193H94L96 190L97 191H100V193L98 194V193H96V194H98L96 197H97V201H98V198L100 199V197H101V200H102V197H104V198H106V196L108 195V198H110L109 196V192L108 191H112L113 190V192L115 193L114 195H115V197H114V195H113V197L111 196V198L109 199V201L111 202V204H113V201H114V199L116 200V196H117V188H120L121 190H122V188L121 187H123V188H126L127 189V191H128V189H129V191L127 192L126 191V189L123 191L122 190V192H125V194H126V196H125V199H128V198H130L131 196V198L134 200L135 199V197L137 198L138 196H140V199L142 200V198H143V195L145 194V195H147V193H149L151 190H149L148 189V187H149V184H148V186H146V190H145V187L143 188L142 186H141V184H138V183H144V182H146L147 180H145L144 181V178H142L143 180H142V182L140 181V180H138V181H136L135 183H137L136 185H135V183L133 184V186L135 187V191H134V187L132 186V184L130 183V184H128V183H124V184H128L129 185V187L128 186H126V185H124L123 184V186L121 185V187H120V185L119 184H117L116 185V180H114L115 181V183H112V182H110L109 180V178H108V180H106V182H107V184L106 183H104V181L103 182H101L102 180H104L103 178H104V176H102L103 174H101V178H102V180H101V178H100V176L98 177L97 176V174L95 175L96 177H98L97 178V180L99 179V180H101L100 181V183H96L97 185H95V182H94V180L92 181V182H94V184L93 183H91V182H89V184L87 183V185H89V186H81L80 185V183H79V185H77L76 183H75V179H79L78 177L76 178V177H70L69 179H67L66 178V180H61V179H59L58 177H56L55 176V179L53 178V182H50V183H47V184H45V185H43V186H41V187H35L34 186V184H33V182H34V179H36V175H34V174H32L31 172H29L28 170H23V169H20V168H18L17 170ZM45 169V168H44ZM89 169V168H88ZM93 169V168H92ZM213 169V168H212ZM242 169H243V167H242ZM6 170H9V169H6ZM29 170H31V169H29ZM112 170V169H111ZM116 170V169H115ZM184 170V169H183ZM186 170H189V169H186ZM193 171L195 170V167H194V169H192ZM196 170H198V169H196ZM227 170V169H226ZM251 169H249V171H250ZM49 171V170H48ZM92 171V170H91ZM163 171V170H162ZM216 171L217 170H215V173H216ZM241 171V170H240ZM239 171V172H240ZM245 171H248V170H245ZM0 172H1V170H0ZM45 172V171H44ZM51 172V171H50ZM86 172V171H85ZM94 172V171H93ZM93 172H91V173H93ZM102 172V171H101ZM108 172V171H107ZM121 172H122V170H121ZM123 172H124V170H123ZM197 172V171H196ZM198 172H200L199 170H198ZM197 172V173H198ZM212 172H214V171H212ZM226 172H228V171H225V173ZM231 172H233V171H231ZM230 172V173H231ZM251 172H253V171H251ZM2 173V174H3ZM96 173V172H95ZM95 173H93V174H95ZM109 173V172H108ZM107 173V174H108ZM112 173H114V172H112ZM120 173V171L118 170V174ZM125 173V172H124ZM192 173V172H191ZM206 173V172H205ZM217 173H218V171H217ZM235 173V172H234ZM241 173H244L243 171H241ZM248 174H249V172H247ZM1 174V173H0ZM61 174V173H60ZM76 174V173H75ZM78 174V173H77ZM92 174V175H93ZM117 174V175H118ZM120 174H122V173H120ZM119 174V175H120ZM189 174V173H188ZM212 174V173H211ZM219 174L221 175V174H223V171L222 172H219ZM228 174H229V172H228ZM227 174V175H228ZM245 174V173H244ZM256 174V173H255ZM72 175V174H71ZM83 175V174H82ZM84 175H85V173H84ZM115 175H116V173H114V178H115ZM118 175V176H119ZM199 175V174H198ZM198 175H197V178H198ZM200 175H201V173H200ZM224 175V174H223ZM235 175V174H234ZM237 175V176H236ZM235 176L238 178V174H236ZM1 176V175H0ZM3 176H5V175H3ZM69 176H70V174H69ZM68 176V177H69ZM75 176V175H74ZM109 176H112V177H110V178H112V179H114L113 178V175L112 174H110ZM117 176V181H118V177ZM122 176V175H121ZM189 176V175H188ZM211 176V175H210ZM213 176H214V174H213ZM213 176H211V177H213ZM229 176V175H228ZM227 176V177H228ZM239 176H241V175H239ZM245 175H243L242 174V177H244ZM254 177H255V175H253ZM2 177V176H1ZM1 177H0V179H1ZM6 177V178H7ZM90 177V176H89ZM92 177V176H91ZM196 177V176H195ZM200 177V176H199ZM210 177V178H211ZM216 177H218V175H216ZM222 178H223V176H221ZM235 177V178H236ZM242 177L241 178H239V179H241V180H244V179H242ZM246 177V176H245ZM45 178V177H44ZM64 178V177H63ZM84 178V177H83ZM215 178V177H214ZM221 178V179H222ZM234 178V177H233ZM249 178V177H248ZM256 178V177H255ZM3 179V178H2ZM81 179V178H80ZM96 179V178H95ZM189 179V178H188ZM192 179V178H191ZM196 179V178H195ZM202 179V178H201ZM219 179V178H218ZM218 179H216V181L217 182H219V180ZM220 179V180H221ZM229 179V178H228ZM231 179V178H230ZM251 179H252V177H251ZM3 180H5V179H3ZM55 180V181H54ZM187 180V179H186ZM226 180H227V178H226ZM246 180V179H245ZM2 181V180H1ZM39 181V180H38ZM86 181V180H85ZM144 181V182H143ZM189 181V180H188ZM212 181H214L213 180V178H212ZM216 181H214V183H217ZM232 181V180H231ZM240 181V180H239ZM251 181V180H250ZM260 181V180H259ZM77 182V181H76ZM79 182V181H78ZM77 182V183H78ZM109 182V183H108ZM123 182V181H122ZM193 182V183H192ZM192 182H191V186L190 187H192V188H195V190H203V189H206L204 192H209L208 190L209 189H211V190H214L215 189V186H217V184H211V185H209L208 184V182H210V181H208L207 180V184L206 183H203L202 182V180L201 181H199V179L197 180H192ZM249 182V181H248ZM253 182V181H252ZM83 183V182H82ZM81 183V184H82ZM93 184L94 186H92L91 184ZM147 183V182H146ZM189 183H190V181H189ZM228 183V182H227ZM0 184H2L3 185V183H0ZM43 184V183H42ZM85 184V183H84ZM122 184V183H121ZM145 184V183H144ZM237 184V183H236ZM8 185V186H9ZM40 185V184H39ZM137 185L140 187L141 186V188H139V187H137ZM146 185V184H145ZM234 185V184H233ZM246 185V184H245ZM118 186V187H117ZM124 186H126V187H124ZM144 186V185H143ZM224 186V185H223ZM227 186V185H226ZM5 187V186H4ZM117 189H115V188ZM128 187V188H127ZM131 187H133V188H131ZM150 187H151V184H150ZM225 187V186H224ZM245 187V186H244ZM258 187V186H257ZM5 188H9V187H5ZM151 188H153V187H151ZM191 188V189H192ZM207 188H209L208 190H207ZM221 188V187H220ZM226 188V187H225ZM224 188V189H225ZM230 188V187H229ZM238 187H236V188H234L235 190L237 189ZM248 188V187H247ZM253 188V187H252ZM263 188V187H262ZM3 189V188H2ZM119 189V190H120ZM137 189V190H136ZM231 189V188H230ZM230 189H229V191H230ZM147 191V192H143V191ZM149 190V191H148ZM194 190V189H193ZM192 190V191H193ZM210 190V191H211ZM240 190H241V188H240ZM248 190V189H247ZM7 191V190H6ZM90 191V192H89ZM92 191V192H91ZM94 191V192H93ZM101 191H105V192H107V195H105V196H103V194H102V192ZM132 191H134L135 193H134V195H135V197H134V195H133V193H132ZM253 191H255V190H253ZM259 191H260V188H259ZM263 191V190H262ZM130 192H131V195H130ZM137 192H139L138 194H137ZM141 192H142V194H141ZM194 192H196V191H194ZM201 192V191H200ZM206 192V193H207ZM232 192V191H231ZM236 192V191H235ZM235 192H234V194H235ZM238 192H239V190H238ZM244 192H245V189H244ZM249 192V191H248ZM247 192V193H248ZM1 193V192H0ZM2 193H4L3 191H2ZM6 193H8V192H6ZM90 193V194H89ZM212 193V192H211ZM237 193V192H236ZM259 193V192H258ZM86 194V195H85ZM106 194V193H105ZM209 194V193H208ZM230 194V193H229ZM233 194V192L231 193V195ZM240 194V192L238 193V195ZM244 194V193H243ZM254 194V193H253ZM261 194V193H260ZM5 195V194H4ZM129 195V196H128ZM137 195V196H136ZM141 195H142V197H141ZM144 195V196H145ZM213 195V194H212ZM245 195V194H244ZM251 195H252V192H251ZM262 195V194H261ZM264 195V194H263ZM1 196V195H0ZM84 196H86V197H84ZM99 196V197H98ZM228 196V195H227ZM240 196H242V195H240ZM239 196V197H240ZM253 196H255V195H253ZM67 197H69V199L67 198ZM94 197V196H93ZM230 197V201H229V203H227V204H229V205H227V206H231V207H234L233 205H236V204H238V202H239V199H238V202H236V204H234L235 202H231V196H229ZM249 197V195L247 194L246 196H245V198H243V201L246 199V198H248ZM251 197V196H250ZM256 197V196H255ZM258 197V196H257ZM259 197H261V196H259ZM1 198V197H0ZM103 198V201L104 200H106V199H104ZM107 198V199H108ZM234 198V197H233ZM241 198V200H242V197H240ZM253 197H251V199H252ZM262 198H264V197H262ZM66 199V201H65V203H66V205H65V203H64V206L63 207H66L67 205L69 206V207H66V208H64V209H58V207H59V205L61 204V203H63V201ZM95 199V198H94ZM112 199H113V201H112ZM138 199H139V197H138ZM137 199V200H138ZM237 199H234L233 201H237ZM250 199V198H249ZM254 199V198H253ZM256 199V198H255ZM254 199V200H255ZM261 199V198H260ZM4 200V201H5ZM96 200V199H95ZM120 200V199H119ZM133 200L132 201H130V203L131 202H133ZM136 200V199H135ZM136 200V201H137ZM0 201H3V200H0ZM109 201H107L106 203H109L110 204V202ZM128 200H125V202H127ZM226 201V200H225ZM246 201V200H245ZM248 201V200H247ZM252 201V200H251ZM250 201V202H251ZM262 201V200H261ZM86 202V201H85ZM119 202V201H118ZM135 202V201H134ZM137 202H139V201H137ZM230 202H231V204H233V205H231L230 204ZM264 202V201H263ZM79 203V202H78ZM77 203V204H78ZM80 203H82V202H80ZM79 203V204H80ZM102 203V202H101ZM101 203H100V205H101ZM105 203V204H106ZM120 204H121V202H119ZM119 203H117L118 205H119ZM140 203V202H139ZM226 203H225V205H226ZM248 203V205L246 204V202H245V204L247 205V206H245L244 204L243 205H236V207H234V208H236V211H239V212H236V214L237 213H239V215L241 216V212H244V211H246V212H248L249 213V211H250V213H251V211H256L257 212V210H261V212H263L264 213V206L262 205V206H257V205H255L256 203L255 202H253L254 204V206H252V205H249V202H247ZM2 204H4V203H2ZM8 204V205H9ZM73 205V207L72 208H74V209H72V208H70V205ZM85 204H88V203H85ZM92 204V203H91ZM91 204H90V206L89 207H87L88 209L90 208V210H92V209H94V208H97V207H92L93 206V204H92V206H91ZM105 204H104V206L102 207V210H101V207L99 206V208H100V211H104V210H107V207H109L108 206V204H107V207L105 206ZM110 204V205H111ZM133 204V203H132ZM241 204V203H240ZM257 204H259V200H258V203ZM262 204V203H261ZM260 204V205H261ZM82 205V204H81ZM138 205V204H137ZM141 205V204H140ZM128 206V205H127ZM131 206V205H130ZM148 206H150L149 204H148ZM184 206V205H183ZM0 207H2V206H0ZM105 207H106V209H105ZM114 207L116 208V204H114ZM121 206H119V208H120ZM126 207V206H125ZM132 207V206H131ZM140 207V206H139ZM153 207V206H152ZM224 207H226V206H224ZM223 207V208H224ZM103 208H104V210H103ZM118 208V207H117ZM133 208V207H132ZM36 209H34V210H36ZM122 209V208H121ZM125 210H126V208H124ZM134 209V208H133ZM152 209V208H151ZM150 209V210H151ZM221 209V208H220ZM227 210H228V208H226ZM230 209H233V208H230ZM229 209V210H230ZM82 210H83V212H82ZM97 210H99V209H97ZM127 210H129V209H127ZM131 210V209H130ZM233 210H235V209H233ZM232 210V211H233ZM1 211V210H0ZM4 211V210H3ZM6 211H8V210H6ZM112 211H114V212H112ZM135 210H133V211H131L130 213H132V212H134ZM218 211H219V209H218ZM5 212V211H4ZM10 212H12V211H10ZM26 212V211H25ZM28 212V213H29ZM87 214H86V213ZM95 212V211H94ZM96 212H98V211H96ZM127 212V211H126ZM230 212V215H231V211H229ZM256 212H252V213H255V214H258V213H256ZM258 212H260V211H258ZM7 213V212H6ZM220 213V212H219ZM222 213H223V211H222ZM226 213H228V211L226 212ZM225 213V211H224V215L226 214ZM232 213H234V211L232 212ZM245 213V212H244ZM263 213H259L258 215H261V214H263ZM24 214V212L23 213H21V215H23ZM31 214V213H30ZM30 214H28V215H30ZM96 214H98V213H96ZM117 214V213H116ZM121 214H123V213H121ZM125 214V213H124ZM127 214V213H126ZM142 214V212L139 214V215H141ZM25 215H27V214H24L23 216H25ZM87 215V216H86ZM108 215V216H107ZM119 215V214H118ZM130 215V214H129ZM133 215V214H132ZM138 215V216H139ZM146 215H147V213H146ZM152 215V214H151ZM215 215V214H214ZM229 215V214H228ZM246 215H249V214H245V218H246ZM252 215H254V214H252ZM2 216V215H1ZM4 216H5V214H4ZM22 216V217H23ZM32 216H34V215H32ZM35 216L37 217V215L35 214ZM86 216V217H85ZM91 216V217H90ZM115 216V215H114ZM117 216V215H116ZM124 216V215H123ZM123 216H122V218H123ZM128 216V215H127ZM211 216V215H210ZM219 216H220V214H219ZM238 216V215H237ZM264 217V214L263 215H261V217ZM8 217V216H7ZM17 217H19V220H20V218L21 219H24V218H27L28 216H25L24 218H22V217H20V215L18 214V216ZM30 217V216H29ZM40 217V216H39ZM118 217V216H117ZM130 217H132V216H130ZM137 217V216H136ZM145 217V216H144ZM153 217V216H152ZM232 217V216H231ZM248 217V216H247ZM250 217V216H249ZM1 218V217H0ZM4 219H5V217H3ZM2 218V219H3ZM121 218V219H122ZM133 218H135V216L133 217ZM139 218H140V216H139ZM145 218H147V217H145ZM145 218H143V219H145ZM170 218V217H169ZM188 218V217H187ZM205 218H207V216L205 217ZM210 218V217H209ZM221 218V217H220ZM222 218H223V215H222ZM228 218H230V217H228ZM227 218V219H228ZM37 219V218H36ZM113 219H115V218H113ZM126 219V218H125ZM171 219V218H170ZM226 219V220H227ZM242 219H244V218H242ZM258 219V218H257ZM1 220V219H0ZM103 220V221H102ZM112 220V219H111ZM110 220V221H111ZM117 220H119V219H117ZM124 220V219H123ZM122 220V221H123ZM135 220V219H134ZM136 220H138V218L136 219ZM149 220V219H148ZM172 220V219H171ZM181 220V219H180ZM205 220V219H204ZM207 220V219H206ZM219 220H221V219H219ZM240 221L239 222H237L238 224H240V222H241V219H239ZM245 220V219H244ZM243 220V222H245ZM15 221V220H14ZM22 221V220H21ZM100 221H101V223H100ZM109 221V220H108ZM113 221V220H112ZM121 221V220H120ZM125 221V220H124ZM130 221V220H129ZM179 221V220H178ZM232 221H233V219H232ZM232 221H230L231 223H232ZM256 221V220H255ZM260 221V220H259ZM258 221V222H259ZM115 222H116V220H115ZM128 222V221H127ZM127 222H126V224H127ZM143 222V221H142ZM141 222V223H142ZM226 222V221H225ZM229 222V223H230ZM242 222V223H243ZM15 222H13L12 220H8V218H7V220H1L0 221V225H1V228L0 229H2V230H0V231H2L3 232V234L2 233H0V234H2V235H0V237H8V236H10L9 235V233H10V230L12 229V225L14 224ZM103 223V224H102ZM111 223V222H110ZM124 223V222H123ZM181 223V222H180ZM183 223V222H182ZM221 223V222H220ZM241 223V227H240V229H242V227L243 226H246V224H242ZM20 224H22V223H20ZM72 224V225H73ZM78 224V225H77ZM103 225V227H101L102 225ZM119 224H121L120 222H119ZM126 224H124V225H126ZM146 224V223H145ZM150 224V223H149ZM228 224V223H227ZM233 224V223H232ZM235 224V223H234ZM250 224V223H249ZM255 224H256V222H255ZM100 226V227H98L97 228V226ZM137 225V224H136ZM205 225H206V223H205ZM252 225V224H251ZM261 225H262V223H261ZM15 226V225H14ZM17 226H19V224L17 225ZM57 226V227H56ZM113 226H114V224H113ZM123 226V225H122ZM122 226H119L120 228L122 227ZM127 226V225H126ZM129 227H130V224L128 225ZM135 226V225H134ZM139 226V225H138ZM137 226V227H138ZM141 226V225H140ZM148 226V225H147ZM154 226H156V225H154ZM23 227H24V225H23ZM125 227V226H124ZM203 227V226H202ZM201 227V228H202ZM206 227V226H205ZM205 227H204V231H205ZM212 227V226H211ZM211 227H208V229L210 228V229H212L211 231H208L207 232V229H206V231H205V233L207 232L208 233V235H209V233L210 232H215V234H216V231H214L213 230V227L211 228ZM239 227V226H238ZM237 227V228H238ZM26 228H27V226H26ZM26 228H20V229H22V230H26ZM29 228H30V226H29ZM28 228V229H29ZM69 228H70V226H69ZM68 228V229H69ZM100 228V229H99ZM118 228V227H117ZM138 228H140V227H138ZM152 228V227H151ZM180 228V227H179ZM215 228V227H214ZM224 228V227H223ZM223 228H222V230H223ZM13 229H14V227H13ZM20 229H18V230H20ZM30 229V230H31ZM34 229L32 230V231H34ZM42 229H44L43 231H42ZM73 229H74V227H73ZM102 229V230H101ZM126 229H128L127 227H126ZM141 229V228H140ZM144 229V228H143ZM217 229V228H216ZM17 230V231H18ZM22 230H20V232H16V234L18 235V237H22V236H25L24 234H25V232H24V234H23V231ZM65 230H67V228L65 229ZM64 230V231H65ZM70 230H71V228H70ZM97 230H100V231H97ZM106 231V232H104V231ZM115 230H117V229H115ZM120 231L121 230H123V229H119ZM124 230H125V228H124ZM128 230H131V229H128ZM136 230V229H135ZM146 230V229H145ZM192 230V229H191ZM199 230H202V229H199ZM219 230V229H218ZM226 230V229H225ZM14 231H16V230H14ZM29 231V230H28ZM58 231H56V232H58ZM103 231V232H102ZM119 231V233L121 234V232ZM139 231V230H138ZM138 231H136V232H138ZM147 231H148V227H147ZM177 231H178V229L176 230V233H177ZM229 231V230H228ZM239 231V230H238ZM13 232V231H12ZM35 232V231H34ZM37 232V231H36ZM48 232L46 233L47 235H48V237L51 235L50 233L48 234ZM66 232V231H65ZM130 232V231H129ZM134 232V231H133ZM135 232V233H136ZM141 232V231H140ZM160 232V231H159ZM192 232V231H191ZM194 232V231H193ZM200 232V231H199ZM198 232V234H200V237H201V233H199ZM203 232V231H202ZM224 232V231H223ZM227 232V231H226ZM225 232V233H226ZM68 233V232H67ZM72 233V232H71ZM117 234H118V230H117V232H116ZM128 233V232H127ZM161 233V232H160ZM174 233V232H173ZM188 233H190V232H188ZM188 233L186 234L187 236H188ZM204 233V232H203ZM203 233H202V236H203ZM219 233V231H217V234ZM221 233H222V231H221V229H220V234H218V236L217 237H219V235H221ZM229 233H232V232H228V234ZM34 234V233H33ZM35 234H38V233H35ZM43 234H45V233H43ZM45 234V235H46ZM57 234H59V235H57ZM70 234V233H69ZM123 234V233H122ZM125 234V233H124ZM138 234V233H137ZM144 234V233H143ZM146 234V233H145ZM175 234V233H174ZM173 234V235H174ZM215 234L213 233V235L215 236ZM223 234V233H222ZM227 233L224 235L225 237L228 235ZM14 235V234H13ZM12 235V236H13ZM39 236L40 235H42V234H38ZM47 235L44 237V239L45 238H47ZM66 233H55V234H52L51 235V238H61V239H63L62 237H65V238H67L66 237ZM125 235H127V234H125ZM125 235H123L124 237H126ZM194 236H195V233L193 234ZM211 235V234H210ZM230 235V234H229ZM15 236V235H14ZM27 236V235H26ZM33 236V235H32ZM31 236V237H32ZM39 236L37 237V235L35 236V237H37V238H39ZM122 236V237H123ZM130 236V235H129ZM138 236H140V235H138ZM137 236V237H138ZM176 236V234L174 235V237ZM191 236V235H190ZM189 236V238L191 239V237ZM204 236H205V234H204ZM203 236V237H204ZM256 236V235H255ZM259 236V235H258ZM258 236H256V237H258ZM261 236V235H260ZM18 237H16V238H18ZM41 237V236H40ZM73 237H72V239H73ZM144 237V236H143ZM155 237V236H154ZM199 237V238H200ZM221 237L222 238H224L223 237V235H221ZM221 237H219V238H221ZM233 237V236H232ZM255 237V238H256ZM261 237H263V236H261ZM260 237V238H261ZM9 238V237H8ZM14 238V237H13ZM23 238V237H22ZM22 238H20V239H22ZM25 238V237H24ZM23 238V239H24ZM29 238H30V236H29ZM28 238V239H29ZM57 238H56V243H57V245H58V242L57 241H59V240H57ZM71 238V237H70ZM117 238H120V237H117ZM128 238V237H127ZM180 238H181V236H180ZM179 238V239H180ZM188 238V239H189ZM193 238V237H192ZM212 237L210 236V241H214L213 239H211ZM216 237H214V239H215ZM221 238V239H222ZM227 239L229 238V236L228 237H226ZM19 239V240H20ZM32 239V238H31ZM122 239H124V238H121V240ZM131 239V238H130ZM174 239V238H173ZM185 239V238H184ZM196 239V238H195ZM198 239V238H197ZM201 239V238H200ZM208 239V237L206 238V241L209 243V241L207 240ZM230 239V238H229ZM228 239V240H229ZM234 239V238H233ZM252 239V238H251ZM262 239V238H261ZM263 239H264V237H263ZM262 239V240H263ZM15 240H17V239H15ZM34 240V239H33ZM33 240H32V243H33ZM38 240V239H37ZM41 240V239H40ZM48 240H50V239H48ZM48 240H44V242L45 243H47V244H49V246H47V244H45L44 243V245L45 246H47V247H50V245L51 246H55V245H52V244H54L53 242H52V244H51V242L50 243H48ZM75 240V239H74ZM119 240V239H118ZM125 240H126V238H125ZM202 240H205V239H203L202 238ZM216 240H219L218 238L216 239ZM227 240V241H228ZM248 240H250V238L248 239ZM10 241V240H9ZM12 241V240H11ZM120 241V240H119ZM127 241H128V239H127ZM224 241H226V240H224ZM233 241V240H232ZM16 242H18V241H16ZM19 242H21L22 243V241H19ZM23 242H25V241H23ZM37 242V241H36ZM36 242H35V244H36ZM42 242H43V240H42ZM62 242V241H61ZM68 242H70V241H68ZM123 242V241H122ZM124 242H126V241H124ZM133 242V241H132ZM152 242V241H151ZM176 242V241H175ZM211 242V243H212ZM222 242H223V240H222ZM221 241H220V243H222ZM228 242H231V240L230 241H228ZM236 242V241H235ZM253 242V241H252ZM263 242H264V240H263ZM20 243V244H21ZM39 243V242H38ZM62 243H64V241L62 242ZM72 243V242H71ZM74 243H76V242H73V244ZM121 243V242H120ZM127 243V242H126ZM150 243V242H149ZM181 243V242H180ZM203 243H204V241H202V245H200L201 247L203 246V247H205L206 248V244L205 245H203ZM207 243V244H208ZM219 243V241H218V245H217V247L219 246H222L223 245V249H224V244L222 243V244H220ZM1 244V243H0ZM29 245H31V242H30V239H29V243H28ZM68 244H70V243H68ZM72 244V245H73ZM130 244H132V243H130ZM147 244V243H146ZM154 244V243H153ZM210 244V243H209ZM208 244V245H209ZM220 244V245H219ZM2 245V244H1ZM11 245H13V244H11ZM15 245V244H14ZM22 245V244H21ZM25 245H26V243H25ZM42 245V244H41ZM64 246L65 245H67L66 243L65 244H63ZM90 245V246H91ZM94 245V244H93ZM121 245V244H120ZM182 245H184V244H182ZM188 245V244H187ZM225 245H227V243L225 244ZM231 245V244H230ZM24 246V245H23ZM22 246V247H23ZM35 246V245H34ZM36 246L38 247L39 245H37L36 244ZM59 246V248H61V244H59L58 245ZM64 246H62V248H64ZM101 246V247H100ZM130 246V245H129ZM181 246V245H180ZM189 246V245H188ZM190 246H192V244L190 245ZM213 246H216V242L214 243V245ZM13 247V246H12ZM11 247V248H12ZM19 247V246H18ZM18 247H16L15 246V248L17 249V252H18ZM21 247V248H22ZM27 247V246H26ZM28 247H30V246H28ZM27 247V248H28ZM37 247H35V248H37ZM42 247V246H41ZM40 247V248H41ZM44 247V246H43ZM42 247V248H43ZM56 247V246H55ZM54 247V248H55ZM66 248H67V246H65ZM95 247V246H94ZM93 247V248H94ZM97 247V244H96V247H95V249H97L98 248ZM119 247V246H118ZM123 248H124V246H122ZM132 247H133V245H132ZM178 247H179V245H178ZM177 246H176V248H177V250L180 248H178ZM185 247H187V246H185ZM210 248L212 247V244L209 246ZM229 247V246H228ZM2 248H3V246H2ZM8 248H10V247H8ZM10 248V249H11ZM26 248V249H27ZM35 248H33V249H35ZM51 248V247H50ZM53 248V249H54ZM65 248V249H66ZM72 248V247H71ZM74 248V247H73ZM72 248V249H73ZM92 248V249H93ZM113 249V250H111V252L109 251L110 249ZM129 248V247H128ZM173 248V247H172ZM184 248V247H183ZM204 248V251L206 250ZM207 248H208V246H207ZM225 248H227V247H225ZM264 248V247H263ZM29 249V250H28ZM27 250L28 251H30L31 252V250H30V248H28ZM32 249V250H33ZM38 249V248H37ZM47 249H49V248H47ZM57 249H58V247H57ZM57 249H55V250H57ZM76 250H78L77 248H75ZM88 249H90V248H88ZM130 249V248H129ZM161 249V248H160ZM171 249V248H170ZM181 249V248H180ZM185 249V248H184ZM190 249H191V247H190ZM190 249L188 250L189 252H190ZM198 248L196 247V250H197ZM217 249V248H216ZM220 249V248H219ZM221 249H222V247H221ZM5 250H6V248H5ZM39 250V249H38ZM37 250V251H38ZM50 250V249H49ZM55 250H54V252H55ZM78 250V251H79ZM133 250V249H132ZM169 250V249H168ZM174 250L176 251V249H175V246H174ZM182 250V249H181ZM209 250V249H208ZM258 250V249H257ZM264 249H262V251H263ZM4 251V250H3ZM16 251V250H15ZM40 252L39 253H41V249L39 250ZM51 251V250H50ZM80 251V252H81ZM84 251V250H83ZM98 251V250H97ZM162 251V250H161ZM186 251V250H185ZM191 251L193 252V248L191 249ZM207 251V250H206ZM215 251V250H214ZM217 251H218V249H217ZM221 251V250H220ZM219 251V254H221L222 253V251L223 252H225L224 250H222L221 252ZM231 251V250H230ZM6 252V251H5ZM27 252V251H26ZM30 252H29V254H30ZM85 252V251H84ZM84 252H82V253H84ZM94 252H95V250H94ZM93 252V253H94ZM127 252V251H126ZM130 252H131V250H130ZM133 252H135V251H133ZM132 252V253H133ZM169 252V251H168ZM236 252V251H235ZM256 252H258V251H256ZM7 253H9V254H11V250H10V252L8 251ZM25 253V252H24ZM38 253V254H39ZM79 253V252H78ZM77 253V254H78ZM166 253V252H165ZM177 253V252H176ZM196 253H198V252H196ZM205 253V252H204ZM210 253H212L211 251H210ZM234 253V252H233ZM238 253H239V251H238ZM238 253H236L237 255H238ZM258 253H260V249H259V252ZM258 253L256 254V256H258ZM262 253H264V252H262ZM2 254V253H1ZM16 253L14 252V255H15ZM27 254H28V252H27ZM28 254V255H29ZM50 254V253H49ZM97 254V253H96ZM158 254V253H157ZM168 254V253H167ZM171 254H174V253H170V255ZM179 254V253H178ZM182 254H184V252H182ZM194 254H195V252H194ZM223 254V253H222ZM221 254V255H222ZM225 254V253H224ZM235 254V253H234ZM253 255L255 254V253H252ZM17 255V254H16ZM19 255V254H18ZM21 255V254H20ZM35 255H37V254H35ZM35 255H33L34 257H37V256H35ZM98 255V254H97ZM112 255V254H111ZM110 255V256H111ZM116 255V254H115ZM169 255V254H168ZM168 255H166V256H168ZM197 255V254H196ZM208 255V254H207ZM206 255V256H207ZM212 255V254H211ZM213 255H215V254H213ZM241 255V254H240ZM239 255V256H240ZM246 255V254H245ZM264 255V254H263ZM262 254L260 255V256H263ZM6 256V255H5ZM9 256V255H8ZM26 256V255H25ZM25 256H23V257H25ZM87 256V255H86ZM85 256V257H86ZM89 256V255H88ZM96 256V255H95ZM100 255H98V257H99ZM109 256V257H110ZM120 256V255H119ZM146 256V255H145ZM176 256H179V255H176L175 254V257L174 258H176ZM182 256V255H181ZM181 256H179L178 258H180ZM186 256V255H185ZM191 256V255H190ZM216 256H218V255H216ZM242 256H243V253H242ZM241 256V257H242ZM249 256V255H248ZM255 255H254V258L256 257ZM7 257V256H6ZM76 257V256H75ZM102 257V256H101ZM170 257V256H169ZM187 257V256H186ZM228 257V256H227ZM241 257H240V259H241ZM250 257V256H249ZM10 258V257H9ZM21 258V257H20ZM26 258V257H25ZM27 258H28V261H29V257L27 256ZM87 258V257H86ZM85 258V259H86ZM93 258H94V256H93ZM96 258V257H95ZM102 258H107V259H109L108 258V256L106 257L105 255H104V257H102ZM117 258V257H116ZM119 258V257H118ZM123 258H125V257H123ZM177 258V259H178ZM189 258V257H188ZM216 258V257H215ZM220 258H222V257H220ZM239 258V257H238ZM242 258H244V257H242ZM253 258V257H252ZM258 257H256L255 259H257ZM260 258V257H259ZM264 258V257H263ZM5 259V258H4ZM3 259V260H4ZM18 259V258H17ZM35 259V258H34ZM83 259V258H82ZM84 259V260H85ZM97 259H99V258H97ZM107 259H105V260H103V259H101V260H103V261H106ZM168 259V258H167ZM185 259V258H184ZM194 259V257L192 258V260ZM197 259V258H196ZM201 259H202V257H201ZM212 259V258H211ZM214 259V258H213ZM225 259V258H224ZM245 259V258H244ZM66 260V259H65ZM69 260V259H68ZM76 260V259H75ZM92 260V259H91ZM145 260H147L146 258H145ZM160 261L161 260H163V259H159ZM175 260V259H174ZM181 260H182V258H181ZM186 260H188L187 258H186ZM185 260V261H186ZM191 260V261H192ZM198 260V259H197ZM196 260V261H197ZM205 260V259H204ZM217 259H215V261H216ZM243 260V259H242ZM248 260V259H247ZM249 260H251V259H249ZM259 260V259H258ZM257 260V261H258ZM17 261V260H16ZM27 261V262H28ZM64 261V260H63ZM63 261H61L60 262V264L63 262ZM77 261V260H76ZM88 261H89V259H88ZM111 261V260H110ZM172 261H173V259H172ZM185 261H183V262H185ZM189 261V260H188ZM194 261V260H193ZM192 261V263L191 264H194V263H196L195 261L193 262ZM206 261H207V259H206ZM204 262V264H208L207 262ZM212 261V260H211ZM210 261V262H211ZM214 261V262H215ZM241 261V260H240ZM254 261V260H253ZM252 261V262H253ZM1 262V261H0ZM6 262V261H5ZM22 262H23V260H22ZM25 262V261H24ZM66 262H71L70 260L69 261H66ZM78 263H76V264H79V261H77ZM81 262V261H80ZM84 262V261H83ZM97 262H99V261H97ZM102 262V261H101ZM177 262V261H176ZM176 262H174V263H176ZM181 262V261H180ZM182 262V263H183ZM187 262V261H186ZM186 262H185V264H186ZM199 263H202L203 261H198ZM197 262V263H198ZM237 262V261H236ZM242 262V261H241ZM244 262V261H243ZM260 262V261H259ZM156 263H157V261H156ZM161 262H159V264H160ZM196 263V264H197ZM238 263V262H237ZM7 264V263H6ZM23 264H26V263H23ZM63 264V263H62ZM66 264V263H65ZM68 264H71V263H68ZM84 264V263H83ZM88 264H90L89 262H88ZM92 264V263H91ZM162 264H163V262H162ZM172 264V263H171ZM184 264V263H183ZM203 264V263H202ZM213 264V263H212ZM231 264H233V263H231ZM243 264H245V263H243Z\"/></svg>",
    "mask_w": 264,
    "mask_h": 264
}]
</instances>
